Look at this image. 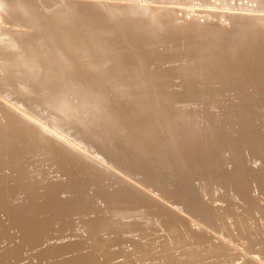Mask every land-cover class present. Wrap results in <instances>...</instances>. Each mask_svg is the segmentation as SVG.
<instances>
[{
    "label": "bare ground",
    "instance_id": "6f19581e",
    "mask_svg": "<svg viewBox=\"0 0 264 264\" xmlns=\"http://www.w3.org/2000/svg\"><path fill=\"white\" fill-rule=\"evenodd\" d=\"M133 1H135L134 3H133ZM133 1H125V0H0V25L1 24H7V25H10V27H12V26H15V27H19V28H17L18 30L16 31L17 33L19 32L20 33V40L19 39H16L17 37L15 36V38L13 37V36H11L10 34H9V32H10V30H9V32H7V34L6 33H3L4 31H2V33L3 34H0V48H1V50H0V200H2V202L3 201H6V200H8V199H11V198H13L14 196H16L17 198L18 197H20L21 195H20V193H22V194H29V195H27V196H29V197H39L40 198V196L41 195H45V194H48V196L49 195H53V196H51V197H48L45 201H44V203L45 204H48L49 206H47L46 207V205H45V209H44V207L42 208V206L40 205V204H33V206H31V204H30V206L31 207H29L28 209H27V206L24 208V209H26L27 210V212L28 213H36V212H40L41 213V216H42V218H44L45 217V219H43V220H36L35 218L36 217H38V216H40V215H38V216H33V217H31V218H28L27 217V214L24 216V217H27L28 218V220L26 219V218H24V219H26V220H24V221H27V222H22L21 220H22V218H21V222H19V224L21 225L20 227H24L22 230H21V232H24L23 230H26V231H30L31 233H29V232H27V234L29 233V234H32V233H35V234H33V236L35 237V238H38V239H44V241L45 242H47V240L48 239H52L53 237L52 236H54V238L56 237V240H57V238L58 237H60L59 236V234H63L65 231H66V228H65V231H63V233H62V230L58 227V231H59V229L61 230V231H59V234L57 235V230H56V228H57V223L59 224V226L60 225H62V229L64 230V227L63 226H68V224L70 225L71 224V222L69 221L68 222V224L65 222L66 220H60V218L62 217V216H64V215H62L61 214V206L59 205V204H61V203H59L58 202V199L59 198H57L56 196H54V195H57V191H56V189L55 188H53V189H51V191H45V192H43V190L41 189L40 190V188H42L43 186L42 185H44V184H42L41 186H39L40 188L39 189H37V191L36 190H34V189H36L35 187H31V188H29V185L31 184V180H29V182H30V184H29V182H28V184H27V179H26V184L24 183V182H22L23 183V185L25 184V185H27L28 186V189L26 190L25 188H23V186H22V184L20 183V180L19 181H17L16 180V178L15 177H12V175L8 172V167H11V166H13V165H11V164H13L14 163V165H15V162L14 161H17L18 160V158H20L21 156H22V154H19L18 153V151L17 150H15L14 149V147H17V146H15V144H17V140H18V142H20L21 141V143H26V136L24 137V135H21L20 134V136L17 138V139H15L14 138V136H13V134H10V132H9V130H8V128H6V126L4 127V124H6V125H11V126H14V123L17 121V123H20V124H22V125H24V126H27L28 127V129L29 128H31L32 129V131H31V134L33 135L34 134V136H37L36 134H39L41 137H42V139H44L43 140V142H39V143H37V142H35V143H37V144H39L40 146L38 147V146H36V145H33V144H31V142H27L25 145L26 146H28L27 148H23L22 149V152H24V151H30V152H32V153H38L39 155H40V157L43 159V160H45V161H48L49 163H50V165H53V164H56L57 162L55 161V163L53 162L54 160H58V162H61L62 163V165H64V166H66V173L65 174H67L68 175V177L70 176L71 178H73L74 179V175H77V177L76 178H78V179H76L75 181L76 182H78V180H80V178H81V176H85V174L87 173V169H90V171L91 170H93L94 172L96 171V173H101L102 175L104 174V175H106V177H108V179H109V182L111 181L112 183H115V184H119V183H121V185H122V188L123 189H121L120 191L117 189V188H119L118 187V185H117V187H116V191H119V192H121L122 190H124V191H122V193L121 194H116V193H118V192H116L115 193V191H114V194L118 197V196H123L124 197V199H127L126 197H130L131 198V196L134 198L133 200H132V202L133 201H135V200H137L138 202H142L143 204L145 203V204H147V205H150L149 207H154V208H156V209H158V210H160V208L163 206V205H165L166 206V210H167V207H169L168 208V211H170V205H172V203L169 205V204H167V205H169V206H167L165 203L166 202H164V204H162L160 201L161 200H159V197L161 196H159V192H157V191H159V189H162V191H163V193H164V190L163 189H166L167 191H168V193L169 192H171L173 195H175V197H177V198H179V199H182L183 200V198L184 199H186V200H190V199H188V197H191V194L190 193H193L192 192V190H193V188H195V186L196 185H194L193 183V187L191 186V184H189V182H190V178H189V180H187L186 178V181H184V180H182V179H180L182 176L184 177L185 175H187V169L188 168H186L185 169V171H186V174H183L182 176H180V178L178 179V177H179V175H181V172H177V174L178 173H180L179 175H177L176 173H173L174 175H170V174H168L169 172H171V170H173L174 172H176L175 171V169H173V168H175L176 166H174V165H176V162L174 163V165H173V168L172 169H170L169 171H167L166 169H163L162 167H164L165 165L163 164L164 162L163 161H165L166 159H168L169 158V155H168V153H170V152H166L167 153V155H165V154H162V151L165 149V148H167L166 147V145L169 143V140H168V143L166 142V145L165 146H161L162 145V143H160V141H162L163 142V139L162 140H160V141H158L160 144V146L162 147V151L160 152V151H158V153L160 152L162 155H165V156H168V158H166L165 156H164V158H162V156H160L159 154H157V156L159 155L160 157V162H163V163H157L158 162V159H157V156H155V159L157 160H154V161H150V163L151 162H153V164H154V162L155 163H157V164H163V166H161V170H159L160 168L158 167V166H160V165H158L157 166V168H159V169H157V168H153V170L151 169V171L152 172H154V171H157V170H159V171H157L156 173H152V174H148L147 176H145L144 178H145V180H143V179H140V178H137L136 177V175H131V174H133L132 172H135V174L137 173L138 175H140L139 174V171H140V169L144 172V170L143 169H145V168H147V165L149 164V162H147L148 164L147 165H145L146 164V161L148 160V159H146V161H142V159H139V158H134V156L137 154H142L143 152L145 153V152H147V153H150V151L151 152H153L154 151V149H151V150H148V149H146V151H143L144 149H145V147H143V149L141 150V148L140 147H142V146H140L141 145V142L142 141H144L143 139L141 140V139H139V141L141 140V142L139 143V146L138 147H136L135 145L138 143L137 142V140L138 139H136L138 136H139V133H143V134H141V137L140 138H142V137H145V138H147L148 136H147V132H146V136H144V132H143V129H145V127L144 128H142L141 129V132H132V131H129V128H128V126H126L127 128L126 129H128L127 130V133H129V134H131V132L133 133L132 135H137V137L136 138H134V137H132V140H129V139H127V141H126V138H125V126H123L124 127V132H120L121 134L123 133V135H125V136H123V137H121V139H120V135L121 134H119V133H115V135H117V136H119V140H118V142L120 141V140H122V138H124L125 140H123L122 142H125V143H127L128 142V140L129 141H131V145H134V144H132V142H133V138H134V141H135V139H136V141H135V150L134 151H136L135 152V154L134 155H132V156H130L131 154H132V152H134V151H132L133 149H132V147H131V150H130V152H131V154L129 155V153H122V151H124V149H123V147L125 148V152H129V150H127L126 149V144L124 143V144H122L121 146H120V144L118 145L117 143H116V141L114 142L115 144H111V141H109L110 140V138H111V140H113V138L115 137V136H112V133L113 132H111L110 133V135L108 134V136L110 137L108 140L106 139V134L104 133L105 131H103V129H104V125L105 124H101L103 127V129L101 130L100 128H99V123H101L100 122V120L102 119V118H104V117H102L101 116V119H99L100 117L96 114L97 113V111H100V108L99 107H97L96 105H95V103L94 102H92V103H94V104H92V103H90V102H88V100L89 99H87L86 98V100L83 98V96L81 95V94H79L80 92H81V88H83L84 86H82V84H79V86L81 85L82 87L80 88L79 87V95H81L82 96V98L85 100V103L86 102H88L87 104H86V107L85 106H83V104L81 105V106H83V107H85V109H86V112L85 113H87V114H83V117H80V115L82 114V112H81V114L79 115V112L80 111H78V109L76 110V109H73V108H77V106H72V104L71 103H69V105H70V107L72 106L73 108V110L70 112V111H68L69 113H67V110H66V108H69V107H66V105H68L67 103H68V101H70V100H72V103H73V99L74 98H76L77 97V95L74 97L73 95L74 94H72L71 95V93H73V92H71L72 91V89H74V88H72V87H75V85H73V83H72V87H71V85L70 84H67V85H69V88L71 87L72 89L69 91V92H71L69 95H71V97H70V99L68 100V98H67V96H66V98H67V100H66V98L64 97V95H65V93H66V91H65V93H63L64 92V90H66L67 88H68V86L66 87V86H64V89H63V92H62V90H59V87H60V85L59 86H54V87H52L51 85H50V82H51V80L49 81V79H51V77L53 76V75H51L53 72H58L57 73V75H55L54 74V76H53V78L55 79H57V83L58 82H60V81H63L64 80V82L63 83H65V80L67 79L66 78V76H67V73L69 72V74H70V70H73V68L70 66V68L71 69H69V67H68V69H66V71L64 70L65 69V64H66V61H69V59L70 58H67V56L69 57V55L70 54H68V52L67 53H65L64 51V49H67L68 50V47H69V45H67L66 44V40L65 39H67L66 38V35H65V33H64V29H65V24H66V22H68V20L69 19H71L72 17H74L75 18V20L76 21H78L80 24H78V26L79 27H83V29L82 30H85V28L87 27L88 29H90L89 31L91 32V38H90V40L92 41V43H94L95 45L94 46H96L94 49H95V54H96V52L97 51H100V56H102L101 58L99 57V56H94V58L95 59H91V58H93V57H90L88 54H89V52L87 51V48H88V45L85 47L86 49H83L82 48V52H83V54L84 55H88L89 57H90V59L92 60H88L89 59V57H88V61H89V64H91V66H93L92 68L94 69V70H92V71H94L96 74H95V78L92 76V78H94V79H96V81H97V86L99 85L100 87H105V89L106 88H108V91H109V94H110V90L112 91L111 93H113L114 92V94H117V93H120L121 94V92H126V93H123L122 95H120V97L121 96H123L124 94H126V98L128 97V96H130V95H127V93L129 94V93H133V94H131L133 97L134 96H136L137 95V97H139V99L137 100V97H136V99H134L132 96V98H130V99H126V101H124L125 100V98H124V100H120L119 98H117V100H116V98L114 99L115 100V103L113 102L112 104H110V100L107 102L106 100L105 101H103L104 99V97H102L103 95H101L102 93H94V94H98V95H101V97H97V99L98 98H102L101 100V104L103 105L104 103H102V102H107V103H109L108 105L110 106V105H112L114 108H116L117 109V111H118V109H120V110H122L123 108H122V106H124V108L125 109H123L125 112L128 110V108H130V107H134L135 108V106H138V105H143L144 106V104L142 103V102H140V95H147L146 93H148V92H151L152 90L151 89H154V90H156L157 92H158V90L157 89H165L164 87V85H167V83L166 84H164L163 85V87H162V85H161V83L159 84V85H153V82H155L154 81V78H153V80L152 79H150V77H157V78H161V76H164V74H168V75H179V77H181V79L183 80V83H185L184 81H186V79H187V81H188V78H189V82H193V83H195V82H198L197 81V79L199 78V77H197V79L195 78L196 76H198L199 74H195V77L194 78H191V77H193V76H191L190 75V72L192 71V68H196L195 66L197 65V67L199 66V67H203V68H205V69H202V68H196L197 69V71L200 73V71H202V70H206V69H208L207 71H208V74H209V68H210V70L211 69H213L214 71H216V70H220L221 68H222V66L224 65H226L225 67H227L228 68V66H227V64L228 65H230L229 64V62L228 63H226L225 64V61L226 60H229V61H232V63H231V65L233 64L234 65V63H236L235 61H238V63L239 64H241V66H239L240 67V69H244V67H243V63H244V65L245 66H247V67H249L250 69H252L254 72H252L254 75H256L257 76V78H258V80H259V78H260V80H259V82L261 81V80H263L261 77L263 76L264 77V0H133ZM133 4H132V3ZM68 8H71V11H72V8L74 9V10H76V12L74 11H72L73 13H71L70 11H66V10H68ZM241 8H245L246 10H238V9H241ZM187 10H192V13H193V10L196 12V14H192V15H189V13L191 14V12H187ZM40 12V13H39ZM70 12V13H69ZM198 13H200V14H198ZM216 16H219L220 18H217ZM72 21H74L73 19H72ZM115 21H117V22H115ZM210 21H213L214 22V25H208V22H210ZM75 22V21H74ZM200 23H205V24H200ZM43 24V25H42ZM75 24V23H74ZM12 25V26H11ZM6 26V25H5ZM76 26V25H75ZM8 27V26H7ZM240 27H242V28H240ZM238 28H240V29H242V30H239ZM2 29V28H1ZM10 29V28H9ZM30 29H32V30H30ZM35 29V31H33ZM67 29H69V28H67ZM71 29V28H70ZM5 30H7V29H5ZM81 30V29H80ZM80 30L78 31V32H80ZM13 31V30H12ZM30 31H33V33L32 32H30ZM66 31V30H65ZM69 31V30H68ZM6 32V31H5ZM14 32V31H13ZM82 32V31H81ZM0 33H1V31H0ZM69 33H70V31H69ZM73 34V33H72ZM68 35V34H67ZM18 36V37H19ZM70 36V35H69ZM35 37V38H34ZM68 37V36H67ZM80 37V38H79ZM76 40H79V41H82V43H84L83 41H85L84 40V38H83V35H81L80 33H79V35H77L76 37ZM22 39V40H21ZM19 40V41H18ZM64 40H65V42H64ZM23 41V42H22ZM25 41V42H24ZM75 41V40H74ZM41 42V43H40ZM64 43H65V45H67V48H66V46L64 45ZM76 44V43H75ZM74 43H73V45L71 46V47H74V45H75ZM70 45H71V43H70ZM79 45V44H78ZM77 44H76V46H78ZM86 45V44H85ZM81 47H82V45H80ZM92 46V45H91ZM70 47V48H71ZM90 47V46H89ZM92 48V47H91ZM76 49V48H75ZM79 49V48H78ZM70 51L72 50V49H69ZM81 50V49H80ZM88 50H89V48H88ZM92 50H93V48H92ZM86 51H87V53H86ZM74 52H76V50L74 51ZM81 52V51H80ZM67 55H65V54ZM86 53V54H85ZM91 53V52H90ZM262 53V54H261ZM72 54V53H71ZM75 54V53H74ZM92 54V53H91ZM87 55L85 56V58H87ZM72 56V55H71ZM74 56V58H73V60L75 59V55H73ZM72 56V57H73ZM177 56V57H176ZM77 57V59L79 58V55L78 56H76ZM82 57V56H81ZM177 59H176V58ZM83 58H84V56H83ZM83 58H82V61H83ZM84 58V61L86 60ZM19 60H23V61H25V62H19ZM79 60V59H78ZM170 60H173V62H169ZM87 61V62H88ZM91 61V62H90ZM233 61H234V63H233ZM241 61V62H240ZM18 62H19V64H20V66L19 65H17L18 64ZM78 62H81V61H78ZM87 62H85V63H87ZM15 63H17V64H15ZM21 63H23V64H21ZM25 63V64H24ZM84 63V62H83ZM85 63H84V65H85ZM17 65V69L15 68L16 66L15 65ZM68 64V63H67ZM81 64H82V62H81ZM88 64V65H89ZM238 64V65H239ZM21 65H22V68H23V70L21 69ZM25 67H27V68H25L24 69V66ZM230 65V67H229V69H228V72H229V70L231 71L232 69H234L235 67V65H236V67L238 68V66H237V64H235L233 67L234 68H232V66ZM18 66H19V68H18ZM66 66H68V65H66ZM75 66V65H74ZM78 67L80 66V65H77ZM76 66V67H77ZM88 67V66H87ZM86 67V68H87ZM246 67V70L248 69ZM67 68V67H66ZM79 68H81V67H79ZM91 68V67H90ZM91 68V69H92ZM226 68V69H227ZM231 68V69H230ZM82 69H83V67H82ZM191 69V70H190ZM195 69V70H196ZM224 69V68H223ZM250 69H249V71H250ZM16 70H18V71H16ZM20 70H22V72L23 73H21V71ZM74 70H75V68H74ZM73 70V71H74ZM88 70V69H87ZM194 70V69H193ZM234 70H236V69H234ZM251 70V71H252ZM29 71H31V73L29 72ZM77 71V70H76ZM79 71V70H78ZM196 71V72H197ZM220 71H222V69L220 70ZM219 71V72H220ZM224 71V70H223ZM227 71V70H226ZM240 71V70H239ZM239 71H236L237 72V74H238V72ZM248 71V70H247ZM251 71H250V74L249 75H252V73H251ZM67 72V73H66ZM75 72V71H74ZM80 72V71H79ZM193 72V71H192ZM195 72V73H196ZM203 72V71H202ZM201 72V76H200V79L202 78V76L203 75H205V72H203L202 73ZM219 72H217V73H219ZM236 72H234L235 73V76H237L238 77V75H236ZM241 72V71H240ZM239 72V73H240ZM244 72V70L242 71V73ZM30 73V74H29ZM85 73V72H84ZM211 73V72H210ZM223 73V72H222ZM24 74V75H23ZM50 74V75H49ZM160 74V75H159ZM212 74H214V72L213 73H211V74H209L210 76L212 75ZM227 75L226 76H229V78L230 79H228V80H230V84H228V81H227V84L228 85H226V88L227 89H229V91H227V92H231V94L230 93H228L229 95H230V97H232L233 96V94H232V92L234 93L235 92V89H236V87H235V89H234V86L237 84V83H235V82H239L238 80H240L241 81V79H243V80H247L248 81V79H245L246 78V76L248 75H246V74H244L245 75V78H235V79H233V80H231V74H232V71H231V74H228V73H226ZM74 75V74H73ZM82 75V74H81ZM209 75H206L207 77L209 76ZM217 76L219 75V74H216ZM215 75V76H216ZM221 75V74H220ZM223 76H225L224 75V73L222 74ZM221 75V76H222ZM248 75V76H249ZM253 75V76H254ZM173 76H171V78H173ZM205 76V77H206ZM209 76V78L208 79H210L211 77ZM213 76V75H212ZM214 76V79L216 78L217 79V81H218V78H219V76L218 77H215ZM223 76L221 77L222 79H226L227 77H224L223 78ZM243 75H240V77H242ZM247 76V77H248ZM253 76H251V77H253ZM72 77V76H71ZM88 77V76H87ZM165 77V76H164ZM178 77V78H179ZM232 77H234L233 76V74H232ZM250 77V76H249ZM250 77V78H251ZM66 78V79H65ZM69 78V77H68ZM78 78V77H77ZM84 78V77H83ZM89 78H90V76H89ZM156 78V79H157ZM163 78V77H162ZM165 78H167V77H165ZM161 79L162 80V82H165L168 78H170V77H168L167 79ZM171 78L170 79H168V80H170L171 81ZM178 78H177V81H179L180 80V78H179V80H178ZM192 80H191V79ZM220 78V79H221ZM253 78H255V76L253 77ZM256 78V79H257ZM76 79V78H75ZM75 79H74V81H75ZM185 79V80H184ZM196 79V80H195ZM199 79V80H200ZM202 79H204V78H202ZM201 79V80H202ZM207 79V78H206ZM206 79H204V81L201 83V85L202 84H204V83H206V82H208L209 84H211V82H209L208 80L205 82V80ZM213 79V80H214ZM221 79V81H223ZM73 80V79H72ZM87 81H89L90 79H86ZM86 80H83L82 81V78H81V82H84L85 84H87V83H89V82H92V81H89V82H87L86 83ZM158 80V79H157ZM164 80V81H163ZM173 80V79H172ZM193 80H195V82L193 81ZM212 80V79H211ZM210 80V81H211ZM227 80V79H226ZM242 80V81H243ZM255 80V79H254ZM254 80H249V81H254ZM67 81V80H66ZM69 81H71L70 79H69ZM174 81V80H173ZM175 81H176V79H175ZM176 81V82H177ZM186 81V82H187ZM215 82H214V85H215V83H217L216 82V80H214ZM220 81V80H219ZM244 81V83H246ZM54 82V84H55V81H53ZM167 82V81H166ZM169 82V81H168ZM175 82V83H176ZM191 82V84H193ZM213 82V81H212ZM252 82L250 83L251 85H252ZM256 82H258L257 80H256ZM264 82V81H263ZM52 83V82H51ZM69 83V82H68ZM157 83V82H156ZM155 83V84H156ZM159 83V82H158ZM182 83V82H181ZM188 83V82H187ZM200 83V82H199ZM207 83V84H208ZM220 83V82H219ZM219 83H217L216 85H217V87L219 88V86H218V84ZM222 83H224V81L222 82ZM222 83L221 84H219L220 86H223L222 85ZM240 83V82H239ZM238 83V84H239ZM248 83V82H247ZM254 83V82H253ZM261 83V85L260 86H262V88H263V90H264V87H263V83L262 82H260ZM60 84V83H59ZM173 84V83H172ZM177 84V83H176ZM176 84H174V85H176ZM198 84V83H197ZM207 84H204V85H206L207 86ZM256 84V83H255ZM254 84V85H255ZM53 85V84H52ZM57 85V84H56ZM62 85H65V84H62ZM61 85V86H62ZM89 85V84H88ZM91 85V84H90ZM169 85H170V83H169ZM183 85V84H182ZM180 85L181 87V89H182V87L183 86H186V84L185 85ZM188 85V87H189V90H188V92H186L185 90H184V92H182L184 95H187V96H189L188 94H189V92H191L190 91V89H194V88H196V87H194V85L196 86V84H193V86H190V84L188 83L187 84ZM214 85H213V83H212V85H210V86H213V88H214ZM216 85H215V87H216ZM244 85H246V84H244ZM244 85H243V87H244ZM96 86V87H97ZM176 86H178L179 87V84H177ZM206 86L204 87V86H202V87H204V89H203V91L205 92V89H206ZM210 86L208 87L209 89H210ZM240 86V85H239ZM238 86V87H239ZM249 86V85H248ZM248 86H247V88L246 89H248ZM260 86H259V89H260ZM65 87H66V89H65ZM78 87V84H76V88ZM89 87H92V86H89ZM95 87V88H96ZM100 87H99V89H98V87L96 88V89H98V90H100L101 91V89H100ZM169 87V86H168ZM171 87V86H170ZM187 87V88H188ZM200 87V86H199ZM196 88L195 90H197V89H200V88ZM237 87V88H238ZM253 87H255V86H253ZM257 88H258V83H257V86H256ZM62 88H63V86H62ZM86 88V87H85ZM85 88H84V91L86 92L87 90H85ZM93 88V87H92ZM94 88V89H95ZM174 88H175V86H174ZM183 88H185V89H187L186 87H183ZM206 89V91L207 90H209V89ZM212 88V87H211ZM212 88V89H213ZM218 88H217V90H218ZM221 88V87H220ZM226 88H222L221 90H226ZM251 88H252V86H251ZM261 88V89H262ZM53 89H55V90H53ZM61 89V88H60ZM168 89V88H167ZM167 89H166V91H167ZM173 89V88H172ZM172 89H170V91H172ZM179 89V88H178ZM178 89H176L177 91H178ZM239 89H242V88H240L239 87ZM243 89H245V87L243 88ZM254 89V88H253ZM261 89H260V91H261ZM69 89H67V91H68ZM75 91H77V89H74ZM91 90L92 89H90L89 90V92H91ZM169 90V89H168ZM220 90V91H221ZM234 90V91H233ZM237 90V89H236ZM249 90H251V91H256V89L255 90H252V89H248V91ZM84 91H82V93L84 92ZM104 90H103V88H102V91L101 92H103ZM106 91V90H105ZM104 91V92H105ZM107 91V92H108ZM162 91H164V90H162ZM169 91V92H170ZM174 92H177V91H175V90H173ZM181 91H183V89L181 90ZM180 91V92H181ZM202 91V92H203ZM210 91H212V90H210ZM209 91V92H210ZM219 91V90H218ZM237 91H240V90H237ZM257 91H258V89H257ZM17 92V93H16ZM19 92V93H18ZM106 92V93H107ZM173 92V93H174ZM179 92V93H180ZM204 92L201 94V95H203L204 94ZM214 92L216 93L217 91L214 89ZM222 92V91H221ZM226 92V91H225ZM152 93V92H151ZM159 93H160V90H159ZM172 93V94H173ZM178 93V92H177ZM192 94L194 93V91H192L191 92ZM199 93H201V89H200V92ZM198 93V94H199ZM206 93H208V91L206 92ZM214 93V94H215ZM222 93H224V91L222 92ZM241 93V92H240ZM257 93V92H256ZM258 93H259V91H258ZM257 93V94H258ZM261 93V92H260ZM66 94H68V93H66ZM84 95H85V93H83ZM87 94L89 95V94H91V93H88L87 92ZM108 94V93H107ZM113 94V95H114ZM139 94V95H138ZM157 94V93H156ZM165 94H168L167 92L165 93ZM194 94H196V93H194ZM209 94V93H208ZM210 94H212V95H214L212 92L210 93ZM209 94V96H208V98L207 99H205V97L204 96H200L199 98L200 99H202L201 97H203L204 98V100H208V102H211V100H209L210 98L209 97H211L212 95H210ZM219 94V93H218ZM217 94V96H219ZM225 94V93H224ZM239 94V93H238ZM261 94H264V92L263 93H261ZM261 94H258V95H261ZM79 95H78V97H79ZM106 94H104V96H105ZM118 95V94H117ZM151 95V94H150ZM149 95V96H150ZM157 95H159V94H157ZM164 95V94H163ZM171 95V94H170ZM197 95V94H196ZM232 95V96H231ZM73 96V97H72ZM81 96H80V98H79V100L80 101H82L81 99ZM91 96V95H90ZM107 96V95H106ZM110 96H111V94H110ZM148 96V95H147ZM152 96H153V94H152ZM161 97H162V94L160 95ZM173 96H174V94H173ZM173 96L171 97V98H173ZM180 96H182L181 94H180ZM193 96H195V95H193ZM239 96H240V94H239ZM238 96V97H239ZM255 96V97H254ZM262 97L264 96V95H261ZM69 97V96H68ZM87 97V96H86ZM94 97V96H93ZM156 97V96H155ZM170 97L168 98L169 100H172V99H170ZM177 97H178V94H177ZM191 97V96H190ZM198 97V96H197ZM220 97H221V99H227V97H228V95H227V97L225 98V97H223L222 95H220ZM220 97H219V100H220ZM229 97V98H230ZM233 97H235V95L233 96ZM237 97V98H238ZM242 97V94H241V96L239 97V100H240V98ZM246 97V95H244V98ZM262 97H260V98H262ZM88 98H90V97H88ZM106 98V97H105ZM107 98H109V97H107ZM106 98V99H107ZM112 98H114V97H112ZM122 98V99H123ZM144 98V97H143ZM142 98V99H143ZM145 98H147V97H145ZM144 98V99H145ZM152 98V97H151ZM157 98H158V96H157ZM164 98H166V96H164ZM188 98V97H187ZM194 98H196V97H194ZM194 98H193V100H194ZM213 98H214V100H212V101H214L215 102V99H218V98H216V97H214L213 96ZM212 98V99H213ZM228 98V99H229ZM236 97H235V99H237ZM246 98H248V97H246ZM250 98H251V96H250ZM253 98L254 99H258L259 98V96H258V98L256 97V95H253ZM4 99V100H3ZM77 99V98H76ZM94 98H92L91 99V101L93 100ZM97 99H94L95 100V102H98V103H100L99 101H100V99H98V101H97ZM110 99H111V97H110ZM133 99V100H132ZM143 99V100H144ZM160 99V98H159ZM163 99V98H162ZM162 99H160L161 101H163ZM191 99V98H190ZM231 99H233V98H231ZM78 100V99H77ZM142 100V101H143ZM160 100H158V101H160ZM165 100H167V99H165ZM203 99H202V103H203V101H204ZM238 99H237V101H239ZM243 99H241V101H242ZM246 99H244V101H245ZM248 100H249V98H248ZM263 100H264V98H263ZM80 101H76L77 102V104L80 102ZM90 101V100H89ZM113 100L111 99V102H112ZM146 101V100H145ZM148 101V100H147ZM156 101V100H155ZM157 101V102H158ZM229 101V100H228ZM228 101H227V103H228ZM235 101V100H234ZM233 101V102H234ZM243 101V102H244ZM255 102H256V100H254ZM154 102V101H153ZM168 102V101H167ZM171 102V101H170ZM188 101H186V103H187ZM196 102H198V101H195L194 103H196ZM199 102H201V101H199ZM216 102H220V104H221V100L220 101H216ZM216 102H215V104L214 103H212L213 104V106H215V105H217L218 106V104H216ZM232 101H229V104L232 106H230L231 108H235L236 107V105H237V103H236V105H234L235 104V102H234V106L232 105V103H233ZM248 102V101H247ZM254 102V105L257 103H260L259 101H257L256 103ZM261 102H262V100H261ZM80 103H83V101L82 102H80ZM80 103H79V105L78 106H80ZM145 103V105L147 104L146 102H144ZM149 103V102H148ZM151 103V102H150ZM159 103V102H158ZM162 103V102H161ZM165 103V102H164ZM172 103V102H171ZM175 103H176V101H175ZM184 103V102H183ZM186 103H184V104H186ZM193 103V102H192ZM191 103V104H192ZM207 103V102H206ZM239 103V102H238ZM242 103V102H241ZM240 103V104H241ZM244 103H246V102H244ZM264 103V102H263ZM115 104V105H114ZM168 104V103H167ZM179 104V103H178ZM199 104V103H198ZM197 104V106L198 107H196V108H199V106H201V104L200 105H198ZM209 104H211V103H209ZM225 104V106L227 107V108H229L228 106H229V104L227 105L226 104V102L224 103ZM243 104V103H242ZM241 104V105H242ZM248 104H249V102H248ZM251 104V103H250ZM261 104V103H260ZM68 105V106H69ZM74 105H76L75 103H74ZM142 105H141V107H142ZM148 105V104H147ZM146 105V106H147ZM152 105H153V103H152ZM162 105V104H161ZM168 105H170V104H168ZM175 105V104H174ZM182 105V104H181ZM193 105V104H192ZM241 105H237L238 107L240 106V108H241ZM244 106L245 105H247V103L246 104H243ZM252 105V104H251ZM262 105H264V104H262ZM262 105H259L258 106V108L261 106L262 107ZM98 106H101V105H99L98 104ZM109 106L108 107H106V109H105V111L103 112V114L105 113V114H107L106 113V110H110V109H107V108H109ZM112 106H110V108H111V111L113 110L112 108ZM116 106H119V107H121V108H119V107H116ZM180 106V105H179ZM186 106H188V105H186ZM209 106V105H208ZM211 106V105H210ZM209 106V107H210ZM213 106H212V109L211 108H207V109H211V111H216V112H218L219 111V109H218V107L220 106L221 107V105H219L218 107L217 106H215V107H217V109L218 110H214V108H213ZM222 106H223V104H222ZM82 107V110L84 109ZM126 107H127V110H126ZM150 107H152L151 109H154V107L153 106H151L150 105ZM149 107V108H150ZM155 107H156V105H155ZM158 107H160V105L158 106ZM184 107H185V105H184ZM191 107V106H190ZM194 107V106H193ZM204 107V106H203ZM243 107V106H242ZM264 107V106H263ZM81 108V107H80ZM79 108V109H80ZM101 108H103V110H104V108H105V104H104V107H102L101 106ZM139 108H140V106H139ZM139 108H137L136 107V109L137 110H139ZM144 108V107H143ZM148 108V109H149ZM179 108V107H178ZM181 108H182V106H181ZM192 108V107H191ZM205 108V107H204ZM226 108V109H227ZM239 108V109H240ZM247 108V107H246ZM249 108V107H248ZM248 108L246 109L247 111L245 112L246 113V115H247V117L248 118H253L254 116L253 115H251V111L254 113V111L253 110H251L250 108V111L248 110ZM256 108H257V105H256ZM71 109V108H70ZM116 109H114L113 111H115ZM131 109V108H130ZM142 109V108H141ZM157 109H159V108H157L156 107V110L155 111H157ZM170 109V108H169ZM172 109V108H171ZM200 109H203V108H200ZM222 109V108H221ZM220 109V110H221ZM223 109H225V107L223 108ZM230 109V108H229ZM238 109V108H237ZM239 109H238V111H236L237 112V114L239 113ZM245 109V108H244ZM244 109H243V112H244ZM81 110V109H80ZM120 110L118 111V112H120ZM133 110V109H132ZM143 111H146V110H144V109H142ZM154 110H153V112H154ZM162 110H163V108H162ZM164 110H165V105H164ZM177 110V109H176ZM186 110V109H185ZM194 110H195V108H194ZM206 110V109H205ZM228 110V109H227ZM227 110H222V111H226V113H227ZM233 110V109H232ZM231 109L229 110L230 112L232 111ZM85 111V110H84ZM124 111L122 112V113H124ZM129 111H131V110H129ZM139 111H141V110H139ZM150 110H147V113L149 112ZM159 111H160V113L161 112H165V111H161V107H160V109H159ZM178 111V110H177ZM189 111V110H188ZM199 111V110H198ZM197 111V112H198ZM201 111V110H200ZM207 111V110H206ZM221 111V112H222ZM228 111V113H230ZM234 111H235V109H234ZM232 112V113H230V114H232L233 115V113H235V112ZM100 112H102V111H100ZM116 112V111H115ZM118 112H117V114H118ZM120 112V114H118L120 117L122 116V117H124V119H123V122H124V120L126 121V119H125V116L124 115H122V113ZM128 112V111H127ZM138 111H135V113L136 114H138L137 113ZM142 112V111H141ZM158 112V111H157ZM174 112V111H173ZM180 112H181V110L180 111H178V113L180 114ZM183 112V111H182ZM196 112V113H197ZM209 112V111H208ZM220 112V111H219ZM249 112V114L251 115H249V114H247ZM109 113V115H108V118H106V119H108V120H111V119H109V117H112V114L114 113H110V111L108 112ZM133 113V112H132ZM135 113H133V114H135ZM140 113V112H139ZM147 113H145L146 115L145 116H147L148 114ZM150 113H152V112H149V114ZM155 113V112H154ZM163 113L162 114H160L161 116L163 115ZM166 113V112H165ZM177 113V112H176ZM195 113V114H196ZM203 113V112H202ZM202 113H200V115L202 114ZM207 112H205V114H206ZM242 113V112H241ZM240 113V114H241ZM102 114V113H101ZM105 114L103 115V116H105ZM110 114H111V116H110ZM128 113H126V115H127ZM141 114H144V113H141ZM158 113H155V115H157ZM168 114V113H167ZM173 114V113H172ZM194 114V113H193ZM204 114V115H205ZM212 114V113H211ZM219 114V113H218ZM218 114H216V115H218ZM224 114V113H223ZM222 114V115H223ZM236 114V113H235ZM92 115H94V116H92ZM118 115H116L117 117H118ZM150 115H152V114H150ZM149 115V116H150ZM175 115V114H174ZM197 115V117L199 116V113H197L196 114ZM203 115V116H204ZM214 114H212L211 116H213ZM216 115H214V116H216ZM225 115V118L224 119H226L227 117V115H229V114H224ZM224 115H223V117H224ZM232 115L230 116V118L232 117ZM249 115V116H248ZM82 116V115H81ZM88 116H90V117H88ZM136 116V115H135ZM134 116V117H135ZM140 116H142V115H140ZM161 116H159V117H161ZM164 116V115H163ZM165 116H167V115H165ZM170 116V115H169ZM185 116V115H184ZM209 116H210V114H209ZM210 116V117H211ZM213 116V117H214ZM234 116H237V115H234ZM240 116V115H239ZM239 116H237V117H239ZM253 116V117H252ZM264 116V115H263ZM262 115H261V117H263ZM107 117V116H106ZM114 117V116H113ZM116 117V118H117ZM120 117H118L119 119H121ZM128 117H129V115H128ZM130 117H133L132 116V114L130 113ZM133 117V118H134ZM138 117H139V114H138ZM143 118H145L144 116H142ZM141 117V118H142ZM150 117H152V116H150ZM153 117H154V115H153ZM152 117V118H153ZM187 117V116H186ZM189 117V116H188ZM201 117V116H200ZM199 117V118H200ZM209 117V119H211ZM221 117V116H220ZM219 116H218V118H220ZM223 117L221 118L222 120H224L223 119ZM229 117V116H228ZM242 117V119L241 120H243V115L241 116ZM257 116H255V118H256ZM260 117V118H261ZM115 118V117H114ZM127 118V117H126ZM133 118H132V121H133ZM140 118V119H141ZM142 118V119H143ZM148 119H150L149 117H147ZM172 118H173V116H172ZM171 118V119H172ZM195 118V117H194ZM199 118H198V120H199ZM206 118H207V116H206ZM214 118H216V117H214ZM233 118V117H232ZM231 118V119H232ZM235 118V117H234ZM246 118V117H245ZM105 119V118H104ZM106 119L105 120H103V121H105V122H103V123H106ZM131 119V118H130ZM139 119V120H140ZM154 119V118H153ZM156 119V118H155ZM159 119H161V118H159ZM170 119V118H169ZM202 119H205V117L204 118H202ZM208 119V120H209ZM217 119V118H216ZM220 119V120H221ZM239 119V120H240ZM264 119V118H263ZM67 120H71V122L72 121H74V122H76L77 124H79L80 125V127H78L79 129L80 128H82V127H84V126H92L94 129H93V133L91 134V137H89L90 135L88 134L87 135V137H89L90 138V140H93L94 141V143L96 142V144H98V145H100L101 144V146L103 147V149L105 150V148H104V146H108V145H110V147L112 148V152H114V154L112 155V157H111V155H108L107 153H108V151L109 150H111V149H109L108 147L106 148V149H109L108 151H106L105 153L108 155V156H110L109 158L110 159H108V158H106V159H108L107 161H106V165H108V167H110V168H114L115 170H117L116 172H117V174L115 173V171L114 172H112L111 171V169L109 170V168L107 167V166H103V163H102V165L99 163L100 161H98V162H96L94 159H92L91 157H89L87 154H85L84 152H83V150L81 151L80 149H78V148H76L75 147V145L74 144H76V145H78V146H80L81 148H84L85 149V151H87L88 153H89V155L91 154V155H95V156H97V157H100L101 159L104 157V155H103V157H101L100 156V154H99V152L97 153V152H95V151H92L93 150V148L92 149H89V147L88 146H91V145H87V146H85L86 144L81 140H76L75 139V137L77 136H74V138H72L71 137V135H70V133L71 132H69V129L67 130V128H66V126H65V124L67 123ZM78 120H79V122H78ZM81 120V121H80ZM145 120L147 121V119L145 118ZM174 120V119H173ZM190 120H192V119H189V121ZM195 120V119H194ZM197 120V119H196ZM206 120V119H205ZM218 120L219 119H217L216 121H217V125H218V123L220 122H218ZM228 120V119H227ZM234 120V119H233ZM232 120V121H233ZM237 121H238V119H236ZM241 120H240V122H241ZM249 120V119H248ZM262 120V119H261ZM260 120V121H261ZM102 121V120H101ZM120 121V120H119ZM119 121L117 122V121H114V123H112L113 122V120H112V122H110V123H112L111 125L113 126H115L117 123L119 124ZM136 121L138 122V118H136V120H135V122H127L126 123V125H128V123H129V125L130 124H136L137 125V127L136 128H138V124L140 125L139 127H141L142 125L141 124H143V126H146V124L144 125V121H142L141 123L139 122L138 124L136 123ZM145 121V122H146ZM151 121V120H150ZM155 121V120H154ZM166 121V120H165ZM182 121V120H181ZM203 121V120H202ZM213 121H215V120H213ZM215 121V122H216ZM226 120H224V122H225ZM229 121H231V120H229ZM259 120H257V118H256V121L255 122H260ZM263 121V120H262ZM71 122L69 123L68 122V124H71ZM108 122V121H107ZM108 122V123H109ZM115 122H117L116 124H115ZM121 122V121H120ZM149 122V120L146 122L147 124H148V126H149V124H150V122ZM158 122V121H157ZM183 122V121H182ZM187 122V121H186ZM209 124L211 123V121L209 122V121H207ZM207 122H205V123H207ZM228 122V121H227ZM239 122V121H238ZM238 122H237V124H238ZM245 122V121H244ZM247 122V121H246ZM250 122H253V120H250ZM254 122V123H255ZM152 123V122H151ZM156 123V122H155ZM171 123V122H170ZM173 123H174V121H173ZM197 123V122H196ZM199 123L201 124V125H203L202 123H204V121L201 123V121H199ZM223 122L221 121V124H222ZM230 123V122H229ZM229 123H227V124H229ZM232 123H234V124H236L235 123V121L234 122H232ZM253 123V124H254ZM122 124H124V123H122L121 122V125ZM135 124L133 125V126H135ZM154 124V123H153ZM181 124V123H180ZM198 124V123H197ZM212 124V126L214 127V122L213 123H211ZM220 124V125H221ZM226 124V123H225ZM224 123H223V125L226 127H228L229 125H225ZM246 123H244L243 125L245 126V127H247L246 125H245ZM258 125H259V123H257ZM72 126L73 125H76V124H73V122H72V124H71ZM109 125V124H108ZM108 125H107V127H108ZM110 125V126H111ZM121 125H119L118 127H120L121 128ZM152 125V124H151ZM161 124H159V126H160ZM162 125H164V124H162ZM173 125V124H172ZM175 125H176V123H175ZM184 125V124H183ZM232 125V124H231ZM231 125H230V127H231ZM238 125H240V124H238ZM250 125H252V124H250ZM263 125H264V123H263ZM114 126H113V129H110V127H109V129H110V131L111 130H115L116 131V129L118 128L117 126V128H115L114 129ZM132 126V127H133ZM148 126H146V127H148ZM156 126V125H155ZM166 126V125H165ZM177 126H179V125H177ZM192 126V125H191ZM206 127L208 126V125H205ZM211 126V127H212ZM223 126V127H224ZM234 125H232V127H233ZM237 126V125H236ZM236 126H234V127H236ZM241 126H242V124H241ZM244 126H242V127H244ZM248 126H249V122H248ZM254 126V125H253ZM260 126H261V124H260ZM106 127V126H105ZM153 127V126H152ZM169 127H171V126H169ZM193 127H196V125H194ZM193 127H191V128H193ZM201 127V126H200ZM203 127H204V125H203ZM210 127V126H209ZM210 127V130L213 128H211ZM220 127V126H219ZM221 127H222V125H221ZM222 127V129L223 130H225L224 128ZM231 127V128H232ZM242 127H240V128H242ZM250 127V126H249ZM10 128V127H9ZM26 128V127H25ZM69 128V127H68ZM73 127H71L70 129H72ZM74 128H76L77 129V127L76 126H74ZM112 128V127H111ZM118 128L119 130H123V128ZM134 128V127H133ZM135 128V131L136 130H138V129H140V128H138V129H136ZM150 128H151V126H150ZM173 128H174V126H173ZM182 128V127H181ZM185 128H186V126H185ZM191 128H190V130H191ZM229 128V127H228ZM228 128L226 129V130H228ZM79 129H77V130H79ZM86 129V128H85ZM88 129V128H87ZM90 129H92V128H90ZM89 129V130H90ZM106 129H108V128H106ZM106 129H104V130H106ZM108 129V130H109ZM118 129H117V131H118ZM159 129V128H158ZM157 129V130H158ZM166 129H168V128H166ZM175 129H176V126H175ZM202 129V128H201ZM204 129H208L209 130V128H204ZM218 129V128H217ZM221 129V128H220ZM220 129H218V130H220ZM234 129V128H233ZM233 129H231V131H233ZM238 129L239 128H237V130H235V133H236V131H238ZM245 130L246 131V129H248V127L247 128H242V130ZM250 130H251V127L249 128ZM260 129V128H259ZM263 129V128H262ZM261 129V130H262ZM11 130V129H10ZM77 130H75V132L77 131ZM82 130H83V128H82ZM108 130H107V132L106 133H109L108 132ZM130 130H132V129H130ZM134 130V129H133ZM148 129H146V131H147ZM152 130V129H151ZM154 131H155V128L153 129ZM161 130V129H160ZM163 130V129H162ZM169 130V129H168ZM171 130H172V128H171ZM178 130V129H177ZM177 130H175V131H177ZM199 130V129H198ZM214 130H215V127H214ZM223 130H221V131H223ZM226 130H225V132L224 133H222V134H224V135H228L229 136V139L234 135V133H233V135L232 136H230V134H226ZM242 130H240L239 132H243V134H244V130L242 131ZM252 130H254L253 128H252ZM81 131V130H80ZM90 131H92V130H90ZM114 131V132H115ZM150 131V130H149ZM148 131V133H150ZM159 131V130H158ZM158 131H155V132H158ZM174 131V130H173ZM193 131H195L194 129H193ZM230 130H228L227 132H229ZM249 131V130H248ZM258 131V130H257ZM263 131V130H262ZM261 131V132H262ZM25 132H27V131H24V133ZM74 132V133H75ZM82 132H84V131H82ZM82 132H80L79 134H81ZM87 132H89V131H87ZM166 132V131H165ZM179 132H180V130H179ZM178 132V134H180ZM181 132H182V130H181ZM196 132V131H195ZM199 132V131H198ZM208 132V131H207ZM213 132V134H214V132L215 131H212ZM211 132V133H212ZM217 132V131H216ZM219 132V131H218ZM217 132V133H218ZM238 132V134L239 135H241L242 136V133L240 134ZM250 132V131H249ZM252 132H254V131H252ZM251 132V133H252ZM264 132V131H263ZM262 132V133H263ZM13 133V132H12ZM23 133V134H24ZM73 133V132H72ZM71 133V134H72ZM86 133V132H85ZM84 133V134H85ZM103 133L105 134V136L103 135ZM126 133V134H127ZM159 133V132H158ZM157 133V134H158ZM210 133V134H211ZM216 133V134H217ZM221 133V132H220ZM231 133V132H230ZM250 133V134H251ZM259 133V132H258ZM261 133V134H262ZM76 134V133H75ZM74 134V135H75ZM83 133H82V135H84ZM119 134V135H118ZM127 135L126 137L128 138V136H129V138L131 139V135ZM155 134V133H154ZM154 134H148V135H153L154 136ZM156 134V135H157ZM169 134V133H168ZM168 134H166V135H168ZM171 134H172V132H171ZM174 134H176V133H174ZM188 134V133H187ZM191 134V133H190ZM192 134H194V133H192ZM199 135H200V133H198ZM198 134H196V136H195V141L197 142V140H196V137H199V136H197ZM202 134H206V132L205 133H202ZM201 134V135H202ZM209 134V133H208ZM207 134V135H208ZM209 134V135H210ZM216 134H214L215 136H217ZM253 134H256V133H253ZM253 134H251V135H253ZM114 135V134H113ZM143 135V136H142ZM159 135H163V134H159ZM159 135H157V136H159ZM177 135V134H176ZM184 135H186L185 133H184ZM213 135V136H214ZM221 135V134H220ZM220 135H218V136H220ZM246 135H247V137H248V134L246 133ZM246 135H244V136H246ZM16 136H18V135H16ZM28 136V135H27ZM79 136V135H78ZM108 136H107V138H108ZM117 136H116V138H117ZM153 136H151V137H153ZM160 136V138H162ZM172 136H173V134H172ZM171 136V137H172ZM188 136V135H187ZM193 136V135H192ZM204 136V135H203ZM202 136V137H203ZM211 136V139L213 138L212 137V135H210ZM209 136V137H210ZM223 136V135H222ZM228 136H227V138H228ZM250 136V135H249ZM255 136V135H254ZM23 137H24V139H23ZM38 137V136H37ZM113 137V138H112ZM150 137V138H151ZM171 137H169V135H168V138L170 139ZM174 137H175V135H174ZM201 137V136H200ZM208 136H207V138L208 139H210ZM225 136H223V137H221V139L222 138H224ZM233 137H236V136H233ZM239 137V136H238ZM243 137V136H242ZM259 137V136H258ZM258 137H257V139H258ZM11 138V139H10ZM66 140H65V139ZM77 138V137H76ZM81 138V137H80ZM149 138V137H148ZM154 138H156V137H154ZM153 138V139H154ZM159 138V139H160ZM167 138V137H166ZM188 138H189V136H188ZM187 138V139H188ZM204 138H206V136H204ZM206 138V139H207ZM216 138H218V137H216ZM240 138V137H239ZM249 138V137H248ZM247 138V139H248ZM251 138V137H250ZM10 139V140H9ZM75 139V140H74ZM84 139H85V137H84ZM152 139V138H151ZM152 139V140H153ZM181 139V138H180ZM198 139V138H197ZM224 139H226V138H224ZM224 139H223V141H224ZM232 139V138H231ZM246 139V140H247ZM35 140V139H34ZM37 140H40L39 138L37 139ZM146 140V139H145ZM157 139H154L153 140V143L156 141ZM172 140L174 141L175 139H173V137H172ZM172 140H170V141H172ZM203 140V139H202ZM202 140H201V142H202ZM219 140V139H218ZM217 140V141H218ZM234 140H239V139H232V142L234 141ZM242 140H244V138L242 139ZM245 140V141H246ZM250 140V139H249ZM261 140V139H260ZM264 139L262 138V141H263ZM28 141V140H27ZM30 141V140H29ZM69 141L70 142H72V143H74L73 145L74 146H72V144H69ZM107 141H109V142H107ZM151 140H149V142H150ZM172 141V142H173ZM179 141V139L177 140V141H174V142H178ZM188 141V140H187ZM190 141V140H189ZM193 141V140H192ZM192 141H190V142H192ZM194 141V142H195ZM208 141V140H207ZM207 141H206V144H208L209 145V142H210V140L208 141V143H207ZM217 141L216 142H214V143H217ZM221 141V140H220ZM220 141H218V142H220ZM253 144H255L256 142H258L259 141V139H258V141H254V140H250ZM255 143H254V142ZM113 142V141H112ZM121 142V141H120ZM147 142H148V140H147ZM158 142H157V144H158ZM189 142V143H190ZM195 142V143H196ZM201 142H200V144H201ZM203 142H205V141H203ZM212 142V141H211ZM228 142H229V140H228ZM231 142V143H232ZM236 142H240V141H236ZM242 142V141H241ZM244 142V141H243ZM250 142V143H251ZM34 143V142H33ZM129 143V142H128ZM134 143V142H133ZM145 143H146V141H145ZM145 143L143 142V144L145 145ZM152 143V147L153 146H155L156 147V149L158 148L159 149V147L160 146H156L155 144H153ZM156 143V142H155ZM180 143H181V141H180ZM193 143V142H192ZM194 143V144H195ZM223 143V142H222ZM246 142H244L243 144H241V145H243V146H245L244 144H245ZM248 143V142H247ZM246 143V144H247ZM249 143V145H251ZM142 144V145H143ZM151 143H149V145H150ZM174 144V143H173ZM182 144V143H181ZM186 144V143H185ZM193 144V145H194ZM199 144V143H198ZM203 144V143H202ZM201 144V145H202ZM218 144V143H217ZM221 144V143H220ZM234 144L235 143H233L232 145H233V147H236L237 145H235L234 146ZM238 144V143H237ZM261 144V145H260ZM262 142H259V144L258 145H260L259 146V148H261V147H263L262 146ZM93 145V144H92ZM129 145V144H128ZM138 145V144H137ZM146 145H147V143H146ZM145 145V146H146ZM164 145V144H163ZM180 145V144H179ZM179 145H177L176 144V147H177V149L179 150L180 148H178V146ZM191 145V144H190ZM192 145V146H193ZM204 145V144H203ZM225 145H226V142H225ZM224 145V143H223V147L225 146ZM228 145V144H227ZM226 145V146H227ZM231 144H229L228 145V149H229V146H230ZM241 145H239V147L241 146ZM19 146V145H18ZM97 146V145H96ZM126 146V147H125ZM168 146V145H167ZM170 146V145H169ZM184 146V145H183ZM189 146V145H188ZM195 146V145H194ZM207 146V145H206ZM214 146H216V145H214ZM219 146V145H218ZM226 146H225V148H226ZM243 146H242V148H243ZM247 146H248V144H247ZM256 147H258L257 146V144L255 145ZM41 147V148H40ZM102 147H100V149L102 148ZM128 147H130V146H128ZM146 147H148V146H146ZM151 147V146H150ZM163 147H164V149H163ZM172 147H175V145L174 146H172ZM171 146H170V148L173 150V148H172ZM199 147H201V146H199ZM202 147H204V146H202ZM217 147V146H216ZM40 148V149H39ZM99 148V146L97 147V149ZM139 148V149H138ZM149 148V147H148ZM169 148V147H168ZM193 148V147H192ZM210 148V147H209ZM211 148H214L213 146L211 147ZM218 148V147H217ZM230 148H232V147H230ZM241 148V147H240ZM251 148V147H250ZM249 148V150L251 151L252 149H250ZM96 149V150H97ZM103 149H102V151H103ZM123 149V150H122ZM150 149V148H149ZM161 149V148H160ZM159 149V150H160ZM183 150H184V148H182ZM181 149V150H182ZM198 149V148H197ZM205 149V148H204ZM206 149H207V147H206ZM224 151L226 150V149H224V148H222ZM227 149V150H228ZM235 149V148H234ZM246 149H247V147H246ZM246 149L244 148L243 150H244V152L245 153H247L246 152ZM262 149V148H261ZM127 150V151H126ZM148 150V151H147ZM168 150V149H167ZM177 150V151H178ZM186 150H187V148H186ZM189 150V153H190V149H188ZM200 150H202V149H200ZM213 151L215 150V149H212ZM212 150H211V152H212ZM230 150V149H229ZM228 150V155L229 154H231V153H229V152H231V151H229ZM236 150H238V148L236 149ZM236 150H235V152H236ZM264 150V149H263ZM98 151V150H97ZM100 152H101V150H99ZM142 151V152H141ZM166 151V150H165ZM169 151H171L170 149H169ZM173 151H175L176 152V150H173ZM172 151V152H173ZM185 151V150H184ZM183 151V152H184ZM197 151V150H196ZM203 151H205L206 152V150H203ZM202 151V152H203ZM219 151H220V149H219ZM224 151L222 152L223 153V155H225V153H224ZM232 151H233V148H232ZM240 151V150H239ZM248 151V150H247ZM255 151H256V149H255ZM112 152H110L109 154H111ZM138 152H140V153H138ZM155 152V151H154ZM156 152H157V150H156ZM156 152H155V154H156ZM187 152V151H186ZM185 152V153H186ZM194 152V151H193ZM192 152V153H193ZM216 151H214L213 152V154L215 153ZM221 152V151H220ZM220 152H218V155H219V153ZM226 152V151H225ZM234 152V151H233ZM235 152H234V155H235ZM238 152V151H237ZM236 152V153H237ZM241 152H243V151H241ZM256 152H258V150L256 151ZM165 153V152H164ZM176 153H180V151L179 152H176ZM176 153H173V157H175L174 156V154H176ZM188 153V154H189ZM239 153V152H238ZM250 153V152H249ZM8 154H10L11 156H9V158H10V160H11V164H10V162H9V165H11V166H7V165H4V164H2V162L4 161V160H6L7 158L5 157V155H8ZM99 154V155H98ZM101 154H102V152H101ZM125 154H127V155H129L130 157H128V156H126ZM141 154H140V156H141ZM151 154H153V153H151ZM171 154V153H170ZM187 154V155H188ZM194 154V153H193ZM199 154V153H198ZM205 154V153H204ZM213 154H211L210 156H212ZM217 154V153H216ZM251 154V153H250ZM250 154H248L247 153V155H250ZM145 155H149V154H145ZM178 155H180V154H177V156ZM192 155V154H191ZM201 155H203V154H201ZM200 155V156H201ZM209 155V154H208ZM217 155V156H218ZM222 154L220 153V156H221ZM227 155V154H226ZM225 155V156H226ZM238 155V154H237ZM236 155V156H237ZM244 155H246V154H244ZM259 155V154H258ZM139 156V155H138ZM137 156V157H138ZM142 156H144V154L142 155ZM186 156V155H185ZM185 156H184V158H185ZM206 156V154L204 155V157ZM230 156H232V154L230 155ZM229 156V157H230ZM235 156V157H236ZM240 156V155H239ZM253 156H254V154H253ZM263 155L261 154V157H260V159L259 160H261V158H263L262 157ZM96 157V158H97ZM105 157H106V155H105ZM151 157V156H150ZM149 157V158H150ZM192 157H194V156H192ZM198 157V156H197ZM196 157V158H197ZM201 158L200 157V159H202L203 161H204V159L205 158ZM234 156H233V158H235ZM238 157V156H237ZM245 157V156H244ZM243 157V158H244ZM247 158H248V156H246ZM255 157V156H254ZM257 157V156H256ZM255 157V158H256ZM8 158V159H9ZM142 158V157H141ZM144 158H146V157H143V159ZM166 158V159H165ZM176 159H178V157H175ZM180 158V157H179ZM195 158V157H194ZM195 158V159H196ZM221 158V160L223 159V158H228L227 156L226 157H220ZM232 158V157H231ZM231 158H229V159H231ZM239 158V157H238ZM237 158V159H238ZM241 158V157H240ZM152 159H153V157H152ZM162 159H164L163 161H162ZM171 159V158H170ZM176 159H174V160H176ZM182 159H183V156H182ZM181 159V160H182ZM189 159H190V155H189ZM189 159H187V161L189 160ZM194 159V160H195ZM199 158H197L196 160L197 161H200V160H198ZM206 159H207V157H206ZM214 159V157L212 158V160ZM217 157H216V161H217ZM246 159V158H245ZM244 159V160H245ZM53 160V161H52ZM100 160V159H99ZM121 160H122V162H121ZM150 160H151V158H150ZM192 159H190V161H191ZM201 160V161H202ZM220 160V161H221ZM227 160V159H226ZM226 160H225V162H226ZM232 160V159H231ZM230 160V161H231ZM239 160V159H238ZM242 161V163L244 164V162H243V159H241ZM255 161H256V159H254ZM9 161V160H8ZM12 161H13V163H12ZM104 161H105V159H104ZM172 161H173V159H172ZM184 161V160H183ZM185 161H186V158H185ZM183 162L184 164L186 163V162ZM197 161H196V163H197ZM199 162V163H205L206 161H208L209 162V160H206L205 162ZM216 161L214 162H212V163H216ZM219 161V160H218ZM217 161V162H218ZM223 161L224 160H222V166L224 165L223 164ZM229 161V162H230ZM234 162L235 161H237L236 160V158H235V160H233ZM246 161V160H245ZM250 161H252V160H250ZM258 161V160H257ZM121 162V163H120ZM124 162V164H122ZM166 163L168 162L167 160L165 161ZM170 162H171V160L169 161V163H165L166 165H168L167 167H168V169H169V164H170ZM174 162V161H173ZM182 162V161H181ZM181 162H178L177 164H179V163H181ZM224 162V163H225ZM228 162V161H227ZM232 162V161H231ZM240 161H238V163H239ZM240 162V163H241ZM247 162V164L246 165H248L249 166V162L248 161H246ZM253 162V161H252ZM260 162H262V161H260ZM74 163V164H73ZM77 163V164H76ZM78 163H79V165L81 166H83V167H85L84 169L86 170V173H84V169H83V167L81 168L82 169V172L84 173V175H83V173H81L79 170H78ZM172 163V162H171ZM190 163H192V161L190 162ZM195 163V162H194ZM194 163H193V166H195L194 165ZM199 163H198V165H199ZM237 163V162H236ZM238 163H237V165H236V167L238 166L239 167V165H238ZM239 163V164H240ZM241 163V166L243 165ZM256 163H258V162H256ZM264 163V162H263ZM263 163H258V164H261V169H264V165H263V168H262V164ZM21 164H22V166H23V164H24V162L23 161H21V162H19V163H17V165H15L14 167H17V168H19V167H21ZM73 164V165H72ZM76 164V166H77V168H76V166H75V168H74V165ZM152 164V163H151ZM151 164H150V166L149 167H151ZM188 164H189V161H188ZM187 163H186V166L188 165ZM207 164V163H206ZM205 164V165H206ZM216 164H218V163H216ZM220 164V163H219ZM234 164V163H233ZM257 164V165H258ZM59 164H57V166H58ZM61 165V164H60ZM171 166H172V164H170ZM191 165V164H190ZM209 165H210V162H209ZM214 165V164H213ZM54 166V165H53ZM56 166V165H55ZM63 166V167H64ZM125 166H127L128 168H131L132 167V169H131V171L129 170V169H127V167H126V169H125ZM152 166H154V167H156L155 165H152ZM179 167H180V165H178ZM177 166V167H178ZM184 165L182 164V167H183ZM202 166V165H201ZM204 166V165H203ZM206 166H208V164L206 165ZM225 166V165H224ZM223 166V167H224ZM230 166H231V164H230ZM229 166V167H230ZM245 166V165H244ZM63 167H61V168H63ZM145 167V168H144ZM149 167H148V169H149ZM178 167V168H179ZM182 167H180V169L182 168ZM199 167V166H198ZM212 167V166H211ZM223 167H221V168H223ZM226 167H227V169H229L228 168V166L226 165ZM233 167H235L234 165H233ZM259 166H257L256 167V169L258 168ZM21 168H23V167H21ZM54 168V167H53ZM125 170H128L131 174L128 176V174H126V171H124V169ZM134 168V169H133ZM143 168V169H142ZM171 168V167H170ZM184 168H185V166H184ZM184 168H182V169H184ZM199 168H201V167H199ZM199 168H198V170H196L197 172L199 171ZM204 168V170L205 169H209V167H207V168H205V167H203ZM214 168V167H213ZM218 168V167H217ZM24 169H25V166H24ZM57 169H58V167H57ZM56 169V170H57ZM157 169V170H156ZM191 169H192V167H191ZM190 169V170H191ZM196 169V168H195ZM216 169V168H215ZM242 169H244V167L242 168ZM245 169L247 170V168H246V166H245ZM244 169V170H245ZM259 169V168H258ZM257 169V170H258ZM261 169H259L260 170V173H261ZM59 170H61V169H59ZM64 170H65V168H64ZM63 169H62V171H64ZM134 170V171H133ZM147 170V169H146ZM164 170H166V171H164ZM177 170V169H176ZM189 170V171H190ZM203 170V171H204ZM212 170V169H211ZM220 170V169H219ZM233 170H234V168H233ZM238 170H240V169H238ZM251 170V169H250ZM90 171L88 170V172L90 173ZM127 171V173H129ZM136 171H138V172H136ZM172 171V172H173ZM178 171V170H177ZM180 171V170H179ZM184 171V170H183ZM192 172L191 173H194V171L193 170H191ZM200 171H202V170H200ZM206 171V170H205ZM215 171V170H214ZM221 171V170H220ZM227 171V170H226ZM230 171H232V170H230ZM230 171H228V172H230ZM237 171V170H236ZM252 171V170H251ZM254 171H255V169H254ZM254 171H252V174H253V172ZM57 172H58V170H57ZM61 172V171H60ZM60 172H59V174H60ZM65 172V171H64ZM118 172H120L121 174H123V175H125V176H127V177H129L130 178V180H132L131 182H134L136 185H134V183L133 184H129V183H131L130 181H128L127 179L125 180V178H123L122 176H120L121 174H118ZM150 172V171H149ZM218 172V171H217ZM224 172V171H223ZM228 172H227V175H228ZM244 172V171H243ZM243 172H241V174L243 173ZM247 172H249L248 170H247ZM247 172H246V175H247ZM257 172H259V171H257ZM63 173V172H62ZM81 173V174H80ZM140 173H141V171H140ZM183 173V172H182ZM206 173V172H205ZM207 173H209V172H207ZM240 173V172H239ZM238 173V174H239ZM256 173V172H255ZM64 174V175H65ZM88 174V173H87ZM87 174H86V176H87ZM90 174H92V172L90 173ZM141 174H143V173H141ZM177 176H176V175ZM189 174V173H188ZM220 174V173H219ZM231 174V173H230ZM230 174L228 175V177H230ZM257 174H259V173H257ZM98 176H99V174H97ZM96 175V176H97ZM103 175V177H105ZM144 175V174H143ZM142 175V176H143ZM189 175H191V174H189ZM192 175H194V174H192ZM198 175H199V173H198ZM197 175V176H198ZM205 175V174H204ZM207 175V174H206ZM223 175V176H222ZM224 175H226V172L224 173V174H221V176H220V178H224ZM233 175H235L234 173H233ZM232 175V177H235V176H233ZM236 175H237V172H236ZM240 175V174H239ZM245 175V174H244ZM244 175H240V176H244ZM255 175V174H254ZM18 176V175H17ZM16 176V177H17ZM62 176V175H61ZM89 177L91 176V175H88ZM87 176V177H88ZM93 176H95L94 174H93ZM95 176V177H96ZM97 176V177H98ZM203 175H201V177H202ZM248 176V175H247ZM252 177H254L253 175H251ZM250 176V177H251ZM261 176H262V174H261ZM264 176V175H263ZM63 177V176H62ZM65 177V176H64ZM69 177V178H70ZM97 177H96V179H97ZM101 177V180H102V176H100ZM141 177V176H140ZM182 177V178H183ZM188 177V176H187ZM192 177H194V176H192ZM191 177V178H192ZM201 177H200V180H201ZM208 177V176H207ZM210 177V176H209ZM237 177H238V175H237ZM237 177H235V178H237ZM256 177V176H255ZM30 178V177H29ZM43 178H44V176H43ZM42 178V180L44 181V179ZM67 178V177H66ZM84 178H86V177H84ZM128 178V179H129ZM142 178V177H141ZM203 178V177H202ZM225 178H227V177H225ZM234 178V179H235ZM240 179H241V177H239ZM238 178V179H239ZM246 178V177H245ZM258 178H259V176H258ZM261 178H263V177H261ZM62 179V178H61ZM72 179V180H73ZM86 179H89L90 181H91V183L93 184V183H95L93 180H91V177L90 178H86ZM175 179H177L178 181H176ZM206 180H207V178H205ZM204 179V180H205ZM218 179V178H217ZM231 179V178H230ZM233 179V178H232ZM239 179V180H240ZM249 180H250V178H248ZM252 179V178H251ZM255 178H253V180H254ZM24 180V179H23ZM47 180V179H46ZM63 180V179H62ZM85 180V179H84ZM98 180V179H97ZM103 180L105 181V178H103ZM198 180H199V178H198ZM235 180H237V179H235ZM238 180V181H239ZM244 180H246V179H244ZM252 180V181H253ZM257 180V179H256ZM67 181V180H66ZM87 181V180H86ZM90 181H88V182H90ZM93 181V182H92ZM104 181L102 182V183H104ZM202 181H203V179H202ZM210 180H208V182H209ZM236 181L237 183H240V182H243V181ZM252 181H250V183L252 182ZM42 181H40L39 183H41ZM69 181H67L66 183H68ZM70 182H72V181H70ZM80 182H85V181H83V179H81L80 180ZM88 182H86V184H88ZM99 182H101L100 181V179H99ZM109 182H107V183H109ZM110 182V183H111ZM192 182H193V180H192ZM195 182V181H194ZM223 181H221L220 183H222ZM232 182V181H231ZM230 182V183H231ZM246 182V181H245ZM32 183H33V181H32ZM39 183H38V185H39ZM45 183V182H44ZM90 183V184H91ZM106 183V184H107ZM129 184V185H127V184ZM224 183V182H223ZM226 183V182H225ZM228 183V182H227ZM234 183V182H233ZM244 183V182H243ZM242 183V184H243ZM249 183V184H250ZM253 183H256V184H259V180L257 181V182H254L253 181ZM252 183V184H253ZM62 183H60L59 185L60 186H62L61 185ZM71 184V183H70ZM76 185L78 184V183H75ZM91 184V185H92ZM96 184H98V183H96ZM124 184H125V186H124ZM212 184H214V182H212ZM229 184V183H228ZM228 184H226V185H228ZM236 184V183H235ZM248 184V185H249ZM261 185H263L262 183H260ZM21 185V186H20ZM32 185V184H31ZM80 185H82V183H80ZM100 185V187L102 186L101 184H99ZM99 185H96L97 187L99 186ZM105 185V184H104ZM102 186V187H104V189L102 188V190H103V193L105 192L104 190H105V188L109 185H105V186ZM114 184H112L111 185V187L109 186V188H108V192H109V190H110V188H113L114 186H113ZM121 185H120V187H121ZM204 185V184H203ZM215 185V184H214ZM224 185V184H223ZM224 186L226 189L225 190H223L224 192H225V194H223L222 192H220V193H222L223 195H222V197L224 196V198L227 200V193L228 192H233L232 194H235V192L236 191H243L244 192V195L245 196H247L252 190H255L254 188H252L253 187V185L250 187V188H248L247 190H249V189H251L250 191H247V190H245V188H246V186H248V185H246L245 186V184H244V186H245V188H242V186L243 185H241V183H240V185H241V187H239V185H234V184H230V185H228V186ZM251 185V184H250ZM45 186V185H44ZM51 186V185H50ZM83 186L85 187V186H88V185H85V183H83ZM83 186H81V187H83ZM90 186V185H89ZM219 186V185H218ZM257 186V185H256ZM259 186V185H258ZM257 186V187H258ZM52 187V186H51ZM57 187V186H56ZM92 187H95L94 185L92 186ZM99 187V188H100ZM181 187V190L179 189ZM216 187H217V185H216ZM223 187V186H222ZM58 188H59V186H58ZM86 189V191H87V187H85ZM115 188V187H114ZM113 188V189H114ZM215 188V187H214ZM24 191H23V190ZM44 189V188H43ZM89 189H91L90 187H89ZM88 189V190H89ZM94 189V188H93ZM113 189H112V191H113ZM120 189V188H119ZM197 189V188H196ZM200 189V188H199ZM216 189V188H215ZM258 189V188H257ZM257 189H256V191H257ZM259 189L260 190H262L263 192H264V185L263 186H260L259 187ZM39 190V191H38ZM45 190V189H44ZM46 190H47V188H46ZM95 190L96 189H94V190H90L92 193H94L95 192ZM97 190H100L101 191V188L100 189H98L97 188ZM165 190V191H166ZM259 190V191H260ZM89 191V192H90ZM167 191H166V194H167ZM204 191V190H203ZM59 192V194H61L60 192H61V189L58 191ZM63 192V191H62ZM65 192H66V194H67V190H65ZM70 192V191H69ZM99 192V191H98ZM107 192V191H106ZM110 192H111V190H110ZM109 192V193H110ZM196 192V190L194 191V193ZM71 194H72V192H70ZM69 193V194H70ZM74 193V192H73ZM102 193V192H101ZM109 193H104V194H106L107 195V198H108V194ZM161 193V192H160ZM252 193H253V191H252ZM251 193V194H252ZM35 194H37V195H35ZM69 194H67V195H69ZM96 194V193H95ZM99 194V193H98ZM110 194H113V192L112 193H110ZM109 194V197L111 196V199H112V197H113V195H110ZM124 194H125V196H124ZM155 194V195H154ZM165 194V193H164ZM165 194V195H166ZM199 194H200V192H199ZM203 194V193H202ZM231 194V193H230ZM102 195L103 194H101V197H102ZM114 195V197H116ZM159 196V197H155V196ZM164 195V196H165ZM194 195V194H193ZM207 195V194H206ZM261 195V194H260ZM103 196H105V195H103ZM121 196V197H122ZM198 196H200V195H198ZM221 196V195H220ZM230 196V195H229ZM234 196V195H233ZM233 196H231V198L233 197ZM249 196L251 197V195L249 194ZM249 196H248V198H249ZM60 197V196H59ZM80 197H82V196H79V198ZM168 198H169V196H167ZM167 197H165V198H167ZM173 196L171 195V199H172V201H175V200H173L174 199V197L172 198ZM194 197H197V196H194ZM202 197V196H201ZM243 197V196H242ZM22 198V200H23V198H25V197H21ZM83 198V197H82ZM105 199H107L106 198V196L104 197ZM120 197H118V198H114V200L113 201H116L117 199H119ZM167 198V199H168ZM177 198H175L176 200H177ZM28 199V198H27ZM45 199V198H44ZM104 199V200H105ZM161 199H162V197H161ZM196 199V198H195ZM240 199V198H239ZM246 199V198H245ZM264 199V198H263ZM26 200V199H25ZM41 200V199H40ZM87 201L88 199H86V197H84L83 198V202H79L77 205H80V204H84L85 203V201ZM121 200H122V198L120 199V200H118L119 201V204H120V202H121ZM128 200V199H127ZM126 200V201H127ZM130 200V199H129ZM128 200V201H129ZM241 200V199H240ZM247 200V199H246ZM43 201V200H42ZM61 201V200H60ZM112 200L110 201L109 200V202H113ZM117 201V202H118ZM122 201H124V200H122ZM128 201H127V205L126 206H129V204L131 203V201H130V203H128ZM164 200L162 199V202H163ZM168 201V200H167ZM178 201V200H177ZM176 201V202H177ZM199 201V200H198ZM243 201V200H242ZM252 201H254V200H252ZM259 201V200H258ZM258 201H257V203H258ZM27 202V201H26ZM76 202H78V201H76ZM88 202V201H87ZM124 202H122L123 203V206L125 205L124 204ZM136 202V201H135ZM134 202V203H135ZM138 202H136V204L138 203ZM209 202V201H208ZM207 202V203H208ZM220 202V201H219ZM245 202V201H244ZM255 202V201H254ZM261 202V201H260ZM1 203V202H0ZM24 203H25V201H24ZM40 203V202H39ZM108 203V202H107ZM114 203H116V202H113V204ZM167 203H170V200H169V202H167ZM214 203V202H213ZM9 204V203H8ZM74 204V203H73ZM89 204V203H88ZM178 204V203H177ZM7 205V204H6ZM19 205V204H18ZM70 205V204H69ZM75 205V204H74ZM85 205V204H84ZM86 205H87V203H86ZM85 205V206H86ZM116 205L118 206V204L116 203ZM121 205V204H120ZM119 205V206H120ZM133 205H134V207H136V205L135 204H132L131 203V206L133 207ZM137 205H139V204H137ZM146 205V206H147ZM174 205H176L175 203H174ZM173 205V206H174ZM217 205V204H216ZM258 205H261V203L260 204H257V207H258V210H259V208L260 209H262V207L263 206H258ZM264 205V204H263ZM5 206V205H4ZM9 206V205H8ZM7 206V207H8ZM13 206H16V205H13ZM24 206V205H23ZM81 206V205H80ZM122 206V205H121ZM141 206H143L142 204H141ZM141 206H137V208L138 207H140V209L142 208ZM145 206V205H144ZM179 206V205H178ZM178 206H177V208H178ZM184 206V205H183ZM226 206V205H225ZM249 206V205H248ZM73 207V206H72ZM77 207H79V206H77ZM76 207V208H77ZM81 207H83V205L81 206ZM87 207V206H86ZM90 207H91V205H90ZM92 207H93V205H92ZM132 207L130 208L131 210H132ZM202 207V206H201ZM255 207H256V205H255ZM10 208V207H9ZM12 208V207H11ZM65 208H66V206H65ZM88 208V207H87ZM129 208V207H128ZM173 208V207H172ZM183 207H181V209H182ZM237 208V207H236ZM61 209V210H60ZM73 209V208H72ZM86 209V208H85ZM89 209V208H88ZM129 209V210H130ZM135 209V208H134ZM139 208H138V210H140ZM146 209V208H145ZM147 209H148V206H147ZM147 209H146V211H144V208L143 209H141V210H143L144 212H147ZM153 209V208H152ZM152 209H150L151 211V213H152V211L154 210H152ZM163 209H164V207H163ZM162 209V210H163ZM180 209V210H181ZM205 209H207L206 207H205ZM226 209V208H225ZM254 209H256V208H254ZM253 209V210H254ZM264 209V208H263ZM263 209H262V214H263ZM4 210H6L5 208H4ZM12 209H10V211H11ZM25 210V211H26ZM76 210H78V208L76 209ZM87 210V209H86ZM85 210V211H86ZM136 210V209H135ZM137 210V211H138ZM188 210V209H187ZM201 210H202V208H201ZM200 210V212L203 214H205V215H209V213L211 212H209L208 213V211L206 212V211H201ZM219 210V209H218ZM229 210H230V208H229ZM239 210H241V209H239ZM13 211V210H12ZM25 211H24V213H25ZM64 211V210H63ZM81 211H83V208H82V210ZM84 211V212H85ZM88 211V213H89V211H91V210H87ZM87 211H86V214H88L87 213ZM132 211H134V210H132ZM132 211H131V213H132ZM137 211L135 212V213H137ZM143 211H141V212H143ZM173 210L171 209V212H172ZM184 211H185V209H184ZM227 211V210H226ZM237 211V210H236ZM256 211V210H255ZM254 211V212H255ZM18 212H19V210H18ZM23 212V211H22ZM79 212V211H78ZM77 212V213H78ZM133 212V213H134ZM139 212V211H138ZM156 212H157V210H156ZM160 212H161V210H160ZM159 212V213H160ZM199 212V213H200ZM220 212V211H219ZM224 212V211H223ZM249 212V211H248ZM257 212V211H256ZM259 212V211H258ZM261 212H259L258 214H260ZM1 213V212H0ZM6 213V212H5ZM9 213V212H8ZM69 213V212H68ZM76 213V214H77ZM82 213V212H81ZM81 213H79V214H81ZM148 213H149V209H148ZM155 212H153L152 214H154ZM158 213V214H159ZM165 213H167L166 211H165ZM165 213L164 214H162L161 216H162V219H161V221H160V219H159V221L160 222H162L163 220H165L166 219V215H165ZM190 213V212H189ZM22 214V213H21ZM21 214H18L17 215V213H15V211H13L12 213H11V215L9 216V218H10V220L12 219L13 221H14V223H17V221L15 222V219L16 218H18V220L20 219L19 218V215H21ZM75 214V213H74ZM79 214H77V215H79ZM107 214V213H106ZM109 214V213H108ZM139 215H140V213H138ZM137 214V215H138ZM142 214V213H141ZM145 214V213H144ZM175 214H177V211L175 212ZM225 214H226V217H228V219H231V218H233V217H229L228 216V214L225 212ZM230 214V213H229ZM251 214H253V212L251 213ZM251 214L250 215H248L249 216V218L248 219H250L251 218ZM261 214V215H262ZM6 215H8V214H6ZM24 215V214H23ZM85 215V214H84ZM93 215V214H92ZM154 215H157L156 213L154 214ZM153 215V216H154ZM160 215V214H159ZM158 215V216H159ZM165 215V216H164ZM184 215V214H183ZM182 214H181V217H184ZM220 215V214H219ZM231 215V214H230ZM234 215V214H233ZM242 215V214H241ZM255 217L257 216V213H256V215H255V213L253 214ZM252 215V216H253ZM41 216H40V218H41ZM60 216V217H59ZM98 216H100V215H98ZM97 216V218H98V220L97 219H95V217H94V219L95 220H93V218H92V220L95 222V225L96 224H99L100 223V221L103 219H101V220H99L100 218ZM131 216H132V214H131ZM133 216L134 217H136V214L134 215L133 214ZM143 216V215H142ZM141 215L140 216H138V219L140 218V217H142ZM151 215H150V213H149V216L148 217H150ZM153 216H151V219H152V217ZM157 216V217H158ZM171 216H172V214H171ZM170 215L167 217L168 219H173V221L170 219L169 220V222H171L172 221V223L174 222V220H175V224H177L178 222H176V221H178V220H176L177 218H172ZM174 216V215H173ZM236 216V215H235ZM0 217H5L6 218V216H3V215H1ZM21 217V216H20ZM30 217V216H29ZM59 217V218H58ZM79 217H81V215L79 216ZM84 217V216H83ZM87 217H89V216H87ZM103 217V216H102ZM106 217H109V216H106ZM111 217H113V216H111ZM115 217V216H114ZM144 217H146V215L144 216ZM163 217H165L164 219H163ZM176 217H178V219L180 218L179 216H177L176 215ZM225 217V218H226ZM245 217H247V215L246 216H244L243 215V217L242 216H240V215H238V216H236V217H234L233 218V220H231L230 221V223L228 222L229 220L227 219V221H226V224L227 223H229V224H231L232 226H233V228L237 225V223H238V225H239V223H241L242 225H243V227H245V225L246 226H248V224H247V222H246V218ZM260 217V216H259ZM9 218H7V219H9ZM90 219H91V216L89 217ZM115 218H119V215L117 216V217H115ZM130 218V217H129ZM185 218V217H184ZM191 218V217H190ZM189 217L188 218H185L186 220V224L188 225L189 223L191 224L192 222H194V221H190L191 219H190ZM210 218V217H209ZM218 218H221V217H218ZM218 218H217V220H218ZM254 218V217H253ZM252 218V219H253ZM257 218H258V216L256 217V220H257ZM262 218V217H261ZM260 218V219H261ZM37 219H39V218H37ZM86 219H88V218H86ZM86 219H85V221H86ZM104 219H106V221H108L107 220V218H105V216H104ZM142 219L143 218H141V221H142ZM145 219V218H144ZM148 219L149 218H147V221H148ZM150 219V221L152 222V221H154V220H156L157 222H159L158 221V219H156V217L155 218H153V220H151ZM187 219H189V221L187 220ZM259 219V218H258ZM260 219L258 220V221H260ZM11 220V221H12ZM79 220V219H78ZM82 220V218H80V222H85V221H81ZM91 220V221H92ZM98 221V223H96L97 221ZM112 220V219H111ZM109 221V222H112V221ZM118 220H120V219H118ZM125 220V219H124ZM167 220V219H166ZM165 220V221H166ZM180 220V219H179ZM216 220V222H218ZM254 220H255V218H254ZM253 220V221H254ZM256 220L254 221V223L256 222ZM261 220H263V219H261ZM5 221H7V220H5ZM5 221H3L2 220V218H0V225H2L1 226V228L2 227H4V228H8V227H11V226H9V224H7L8 223V221H7V223L5 222ZM72 221V220H71ZM116 221V219H114L113 220V222H115ZM121 221V220H120ZM184 221V220H183ZM197 221H199V219L197 220ZM196 221V222H197ZM220 221H221V224L224 226V224H223V221H222V218L220 219ZM225 221V220H224ZM245 221V222H244ZM250 221V220H249ZM257 221V222H258ZM73 222V221H72ZM88 222V221H87ZM93 222V223H94ZM101 222H104V221H101ZM117 222V221H116ZM126 222V224H127V221H125ZM130 222V221H129ZM136 222V221H135ZM157 222H155L154 221V223H157ZM181 222H182V218H181ZM187 222H189V223H187ZM201 222V221H200ZM200 222H199V224H200ZM207 222V221H206ZM10 223H13V222H10ZM73 223H75V222H73ZM82 223V224H83ZM92 222H90V224H91ZM105 223V222H104ZM104 223H100V225H101V227L100 228H103L104 226H103V224ZM107 223V222H106ZM132 223V222H131ZM137 223V222H136ZM150 223V222H149ZM147 224V225H150V224ZM167 223H168V221H167ZM167 223H163V225L161 224V226L160 227H162V226H164V224H166L167 225ZM172 223H168V225H170V226H172L173 224ZM195 223V222H194ZM225 223V222H224ZM246 223V224H245ZM261 223V222H260ZM108 224V223H107ZM106 224V225H107ZM115 224H117V226L119 225V226H121V223H115ZM115 224H113V225H115ZM123 224V223H122ZM126 224H123L122 225V227H124V225H126ZM141 224V223H140ZM140 224H138L137 225V229L139 230L140 228H142V225H140ZM158 225H160L159 223H157ZM172 224V225H171ZM178 224H180V223H178ZM177 224V225H178ZM256 224V223H255ZM263 224V223H262ZM16 224H13V226H15ZM72 225V224H71ZM70 225V228L72 227L73 228V226H75V225H77V224H73V226H71ZM83 225H87V227H85V228H88V223H85V224H83ZM82 225V226H83ZM95 225L93 226V227H95ZM109 225H110V223L108 224V227H109ZM131 225V224H130ZM130 225L129 226H127L128 228H130ZM136 225V224H135ZM147 225H144V227L145 226H147ZM166 225H165V227H166ZM183 225H185V223L183 222ZM186 225V226H187ZM194 225V224H193ZM203 225L205 226V224L203 223ZM217 225H219V224H217ZM231 225H229V227L231 226ZM254 225V224H253ZM257 225H259V223L257 224ZM12 226V227H13ZM17 226V225H16ZM15 226V227H16ZM66 226V227H67ZM78 226V225H77ZM92 226V225H91ZM99 226V225H98ZM116 226V225H115ZM156 226V225H155ZM176 226V225H175ZM174 226V227H175ZM181 226H182V224H181ZM204 226H202L203 228H207V227H204ZM211 226V225H210ZM214 226V225H213ZM231 226V227H232ZM240 226V225H239ZM14 227V228H15ZM19 227V225L17 226V228ZM76 227V226H75ZM74 227V229L76 230V228ZM90 227V226H89ZM97 227V226H96ZM105 227H107V226H105ZM108 227H107V229H105V230H111L110 228H112V227H110L109 229H108ZM153 227V226H152ZM159 227V228H160ZM168 227V226H167ZM173 226H172V228H174ZM179 227V228H178ZM177 228L179 229V232L181 231L180 230V226H178ZM182 227H184V226H182ZM182 227H181V229H182ZM189 227H191L190 225H189ZM201 227V228H202ZM220 227V226H219ZM225 227V226H224ZM228 227V228H229ZM238 227V226H237ZM241 227V226H240ZM242 227V228H243ZM249 227V226H248ZM259 227H260V225H259ZM258 227V228H259ZM263 227V226H262ZM3 228V229H4ZM69 228V227H68ZM68 228H67V231H68ZM84 228V229H85ZM98 228V227H97ZM124 228H126V227H124ZM158 228V229H159ZM169 229L171 228V227H168ZM185 228V227H184ZM187 228H188V226H187ZM208 228H211V227H208ZM208 228H207V230H208ZM215 228V227H214ZM242 228H240V230L239 231H241V229ZM246 228V227H245ZM244 228V229H245ZM257 228V229H258ZM74 229L73 230H69V231H73V234H75V232H74ZM90 229V228H89ZM114 229H115V227H114ZM118 230H121L122 228H120L119 229V227L117 228ZM116 229V231L118 232V230ZM127 229V228H126ZM132 229H134L133 228V225H132ZM136 229V228H135ZM156 229V228H155ZM163 229V228H162ZM162 229H160V230H162ZM167 229V228H166ZM165 229V231H167L168 232V230L169 229H167L166 230ZM176 229V228H175ZM220 229V228H219ZM239 229V228H238ZM244 229H242L243 231H242V233H244ZM1 230V229H0ZM18 230V229H17ZM31 230H33V232L31 231ZM86 230V229H85ZM98 230H99V228H98ZM100 230H102V229H100ZM100 230L98 231V232H100ZM123 230V229H122ZM125 230V229H124ZM129 230V229H128ZM177 230V229H176ZM185 230H186V228H185ZM192 230H194V228L192 229ZM192 230H191V232H192ZM202 230L203 229H199V232L198 233H200V231L202 232ZM221 230V229H220ZM246 230H248V228H246ZM245 230V232L247 233V231ZM250 230V229H249ZM4 231H6V229H4ZM3 231V232H4ZM25 231V232H26ZM54 231V232H53ZM66 231V232H67ZM69 231H68V233H69ZM86 231H88V230H86ZM90 231V230H89ZM108 231V232H109ZM156 231V230H155ZM171 232H172V230H170ZM173 233H177V232H175V230L173 229ZM188 231H189V228H188ZM196 231H198V230H196ZM203 231H205V229L203 230ZM210 231V230H209ZM229 231H231V232H233L234 233V231H232L231 229H229ZM20 232V233H21ZM61 232V233H60ZM65 232V233H66ZM102 232V231H101ZM115 233V230L114 231H112V233ZM120 232V231H119ZM135 232V231H134ZM160 232V231H159ZM187 232V231H186ZM207 232V231H206ZM213 232V231H212ZM256 232H257V230H256ZM260 232V231H259ZM8 233V232H7ZM16 233V232H15ZM19 233V234H20ZM67 233V234H68ZM72 233V232H71ZM70 233V234H71ZM90 233V232H89ZM91 233H93V232H91ZM97 233V232H96ZM104 233V232H103ZM160 233H162V232H160ZM164 233V232H163ZM162 233V234H163ZM180 233H182V231L180 232ZM203 233V232H202ZM201 233V234H202ZM208 233V232H207ZM207 233H204V234H207ZM210 233V232H209ZM221 232H219V234H220ZM223 233V232H222ZM230 233V232H229ZM228 233V234H229ZM233 233H231V234H229V236L231 237V238H234L233 237ZM264 233V232H263ZM3 234V233H2ZM1 234V235H2ZM23 234V233H22ZM22 234H20V235H22ZM27 234H24L25 236L27 235ZM97 234H100V233H97ZM106 235H108L107 233H105ZM140 234V236H141V233H139ZM148 234V233H147ZM154 234V233H153ZM165 234H168V233H165ZM164 234V235H165ZM179 234V233H178ZM187 234V233H186ZM186 234H184V235H186ZM197 234V233H196ZM200 234V235H201ZM250 233L248 232V234H245V235H249ZM257 234V233H256ZM8 235H9V233H8ZM24 235H23V237H24ZM64 235V234H63ZM96 235V234H95ZM103 235V234H102ZM112 235V234H111ZM137 235V234H136ZM155 235H158V234H156L155 233ZM159 235H161V234H159ZM158 235V236H159ZM164 235H162V237L164 236ZM169 235V234H168ZM168 235H166V236H168ZM170 235H172V234H170ZM182 235V234H181ZM184 235H183V237H184ZM192 235H193V233H192ZM208 236L210 235V234H207ZM206 235V237H208ZM211 235H213V237H214V234L213 233H211ZM224 235V234H223ZM226 235V234H225ZM225 235L223 236L224 238H225ZM238 235H240V234H238ZM28 236V235H27ZM32 236V235H31ZM58 236V237H57ZM65 236V235H64ZM63 236V237H64ZM75 236V235H74ZM76 236H77V233H76ZM88 236V238L87 239H89V234L87 235ZM93 236V235H92ZM104 236V235H103ZM120 236V235H119ZM154 236V235H153ZM158 236H156V237H158ZM174 236V237H173ZM188 236V235H187ZM193 236H195V234L193 235ZM197 236V235H196ZM205 236V235H204ZM217 236V235H216ZM1 237V236H0ZM3 237V236H2ZM7 237V236H6ZM20 237V236H19ZM34 237H32V239L34 238ZM62 237V236H61ZM78 237V236H77ZM97 237V236H96ZM100 237V236H99ZM99 237H97V238H99ZM108 237V236H107ZM126 237H127V235H126ZM155 237V236H154ZM154 237H153V239H154ZM161 237V238H162ZM169 237H171V236H169ZM172 237L176 240V238L175 237H179V235H172ZM171 237V238H172ZM182 237V238H183ZM202 237V238H201ZM206 237H203V234H202V236H200L199 238L200 239H204V238H206ZM211 237V236H210ZM219 237V236H218ZM226 237H227V235H226ZM246 237V236H245ZM262 237H263V235H262ZM12 238V237H11ZM22 238V237H21ZM25 238V237H24ZM23 238V239H24ZM69 238V237H68ZM91 238V237H90ZM93 238V237H92ZM97 238H95V239H97ZM105 238V237H104ZM104 238H101L102 240L104 239ZM109 238V237H108ZM118 238V237H117ZM138 238V237H137ZM170 238V239H171ZM173 238L171 239V240H173ZM180 238V237H179ZM178 238V239H179ZM192 238V237H191ZM196 238V237H195ZM194 237H193V240L195 239ZM220 238V237H219ZM223 238V239H224ZM249 238V237H248ZM8 239V238H7ZM13 239V238H12ZM26 239V241H25V243H26V246H27V244H29V243H31L32 244V241L31 242H29V239H31V237L29 238V237H26L25 238ZM31 239V240H32ZM83 239V238H82ZM86 239V240H87ZM101 239H99V241H102ZM111 239V238H110ZM109 239V240H110ZM132 239V238H131ZM157 240L156 241H158V239H160V238H156ZM167 239H168V237H167ZM198 239V238H197ZM211 241H212V239L211 238H209ZM223 239L221 240V238H220V243H221V241H223ZM226 239V238H225ZM6 240V239H5ZM5 240L3 241V239L1 240V241H3V242H5ZM34 241H35V239H33ZM37 240V239H36ZM85 239H83V241H84ZM84 241V242H86V243H84V244H87V241ZM106 241H107V238L105 239ZM105 240H103L104 242H105ZM138 240V239H137ZM148 240V239H147ZM162 240H163V238H162ZM165 240H166V238H165ZM191 240V239H190ZM190 240L188 239V241L190 242ZM193 240H191V241H193ZM196 240V239H195ZM194 240V244H196L195 241ZM208 240V239H207ZM216 240H219V239H216ZM235 240V239H234ZM11 241V240H10ZM49 241V240H48ZM57 241H59V240H57ZM98 241V240H97ZM98 241V242H99ZM103 241H102V243H103ZM116 241V240H115ZM118 241V240H117ZM140 241V240H139ZM168 241V240H167ZM167 241H162V243L163 242H166L167 243ZM179 241L180 242H184V240H182L181 241V239H179ZM187 240L185 239V242H186ZM225 241H227V240H225ZM245 241V240H244ZM9 242V241H8ZM23 242V241H22ZM39 242V241H38ZM42 242V241H41ZM44 242V243H45ZM51 242V241H50ZM54 242H56V241H54ZM60 242V241H59ZM92 242V241H91ZM94 242V241H93ZM95 242H96V240H95ZM98 242H96V243H98ZM109 242V241H108ZM108 242H106V243H104V244H108ZM128 242V241H127ZM158 242H160V241H158ZM169 242H170V240H169ZM168 242V243H169ZM174 242V241H173ZM172 242V243H173ZM178 242V241H177ZM177 242H176V244H177ZM184 242V245L183 244H181V245H183V246H189V244L188 245H185L186 243ZM198 242H202L203 243V241L202 240H200L199 241V239H198ZM197 242V243H198ZM206 242V241H205ZM210 242V241H209ZM209 242H207L208 244H209ZM212 242H214V238H213V241ZM217 242V241H216ZM215 242V243H216ZM257 242H258V240H257ZM264 242V241H263ZM262 242V243H263ZM43 243V242H42ZM57 243V242H56ZM90 243V242H89ZM88 243V244H89ZM95 243V244H96ZM101 243V244H102ZM140 243V242H139ZM141 243H143V241L141 242ZM154 243H155V241H154ZM165 243V244H166ZM171 243V242H170ZM169 243V244H170ZM171 243V244H172ZM193 243V242H192ZM211 243V242H210ZM223 243V242H222ZM226 243H228V242H226ZM252 243V242H251ZM250 243V244H251ZM2 244V243H1ZM7 244V243H6ZM41 244V243H40ZM46 244V243H45ZM52 244V243H51ZM69 244H71V243H69ZM69 244H67L68 246L66 247V248H70V249H72L71 248V245H69ZM87 244V245H88ZM94 244V250H93V252L94 251H96V245ZM100 244V243H99ZM101 244L100 245H98V247H100L101 246ZM103 244V245H104ZM113 244V242H111V245ZM144 244H145V242H144ZM151 244V243H150ZM157 244V243H156ZM155 244V245H156ZM160 244H161V242H160ZM170 244V246H171V248L170 249H173L174 247L172 246ZM179 244V243H178ZM207 244V245H208ZM217 244H219V243H217ZM229 244V243H228ZM231 244V243H230ZM264 244V243H263ZM2 245H4V244H2ZM34 245V244H33ZM38 245V244H37ZM65 245V244H64ZM73 245V244H72ZM87 245L85 246V247H83L84 249H87V251H86V253L88 252V247H90V250H91V246H88L87 247ZM92 245V244H91ZM143 245V244H142ZM155 245H151V246H155ZM158 245H159V243H158ZM167 245V244H166ZM175 245V244H174ZM181 245L179 246V245H177V246H179V247H181ZM200 245V244H199ZM203 246L202 247H204V244H202ZM210 245V244H209ZM214 244L212 243V245H210V247H206V243H205V248H206V251H207V249L209 248H212L213 247V249H215L214 247H215V245L213 246ZM224 245V248H225V244H223ZM223 245H221V248H222V246ZM1 246V245H0ZM39 246H41L42 247V245H39ZM63 246V245H62ZM108 246V245H107ZM106 246V247H107ZM124 246V245H123ZM136 246V245H135ZM144 246V245H143ZM146 246V245H145ZM148 246H149V244H148ZM150 246V247H151ZM160 246V245H159ZM177 246H176V248L175 249H177ZM191 246V245H190ZM212 246V247H211ZM219 246H220V244H219ZM254 246V245H253ZM8 247V246H7ZM13 247H14V245H13ZM31 247V246H30ZM33 247V246H32ZM35 247V246H34ZM33 247V248H34ZM44 247V246H43ZM47 247V246H46ZM65 247V246H64ZM64 247L62 248V250H64ZM74 247V246H73ZM87 247V248H86ZM112 247V246H111ZM117 247V246H116ZM115 247V248H116ZM122 247V246H121ZM132 247V246H131ZM156 247H158L157 245H156ZM178 247V248H179ZM196 247V246H195ZM195 247L193 246V248L195 249ZM199 247V246H198ZM250 247H252L251 245H250ZM3 248H4V246H3ZM27 248V251H28V247H26ZM53 248V247H52ZM60 248V247H59ZM59 248H56L58 251L60 250ZM76 248V247H75ZM78 248H79V246H78ZM101 248H103V246L101 247ZM104 248H105V246H104ZM104 248H103V250H104ZM118 248V247H117ZM147 248V247H146ZM153 247H151V249H152ZM163 248V247H162ZM162 248H159L160 250V252H161V250L163 251L164 249H162ZM164 248H166V247H164ZM167 248H168V246H167ZM168 248V249H169ZM183 248V247H182ZM181 248V249H182ZM190 248V247H189ZM188 248V249H189ZM191 248H192V246H191ZM192 248V249H193ZM201 248V247H200ZM200 248H199V250H200ZM236 248V247H235ZM239 248V247H238ZM243 248V247H242ZM21 249V248H20ZM45 249V248H44ZM55 249V248H54ZM53 249V250H54ZM93 249V248H92ZM106 249V248H105ZM108 249H111L110 247H108ZM135 249V248H134ZM151 249H149V250H147V251H149V253L151 252ZM157 249V248H156ZM168 249H167V251H168ZM191 249V250H192ZM194 249L192 250L193 252H194ZM196 249H197V247H196ZM202 249V248H201ZM208 249V250H209ZM219 248H216V250H214L213 252H219V250H218ZM225 249H227V248H225ZM250 249H252V250H254L253 249V247L252 248H250ZM37 251L39 250V249H36ZM49 250V249H48ZM56 250V251H57ZM74 250V249H73ZM72 250V251H73ZM133 250V249H132ZM191 250H185L184 252H190ZM199 250H195L197 253H198V251ZM218 250V251H217ZM1 251L2 250H0V256H1ZM4 251V250H3ZM22 251H23V247H22ZM32 251H34V250H32ZM31 251V252H32ZM36 251V252H37ZM46 251V250H45ZM74 251H77V250H74ZM153 251V250H152ZM165 251V250H164ZM163 251V252H164ZM183 251V250H182ZM203 251H204V249H203ZM210 251V253H211V249L209 250ZM208 251V252H209ZM220 251H222V249L220 250ZM5 252H7L6 250H5ZM49 252H51L50 250L46 253V254H48ZM52 252H54V251H52ZM51 252V253H52ZM92 252V250L90 251V253ZM99 252V251H98ZM101 252V251H100ZM110 252H113V251H111L110 250ZM124 252H126V251H124ZM156 252H158V250L156 251ZM170 252V251H169ZM184 252H182L183 253V255H185L184 254ZM201 252V251H200ZM205 252V251H204ZM205 253V254H208V256L210 255V253ZM216 252L215 253H212V254H216ZM229 252V251H228ZM227 252V253H228ZM250 252V251H249ZM252 252V251H251ZM255 252V251H254ZM253 252V253H254ZM261 252V251H260ZM38 253V252H37ZM39 253H40V251H39ZM59 253V252H58ZM89 253V252H88ZM103 253V252H102ZM121 253V252H120ZM146 253V252H145ZM162 253V252H161ZM173 253V252H172ZM179 253H180V251L178 252V255H179ZM182 253H180L181 255H182ZM195 253V252H194ZM220 253V252H219ZM218 253V254H219ZM5 254V253H4ZM43 254H45V252L43 253ZM45 254V255H46ZM61 255L63 254V252L62 253H60ZM68 254V253H67ZM94 253H91V255H93ZM95 254H96V252H95ZM97 254H99V253H97ZM112 254V253H111ZM111 254H108V255H111ZM129 254V253H128ZM135 254V253H134ZM138 254V253H137ZM153 254V253H152ZM155 254V253H154ZM169 254V253H168ZM177 254V253H176ZM187 254V253H186ZM190 254H192V252L190 253ZM211 254V255H212ZM252 254V253H251ZM255 254V253H254ZM32 255V254H31ZM40 256H42L41 254H39ZM38 255V256H39ZM56 255V254H55ZM74 255V254H73ZM76 255V254H75ZM90 254H89V256H91ZM106 251H105V256L104 257H106ZM107 255V256H108ZM193 256H195L194 254H192ZM192 255H189V256H191L192 257ZM201 255H204V253L202 252V254H199V258L201 257ZM210 255V256H211ZM222 255V254H221ZM226 255V254H225ZM253 255V254H252ZM262 255V254H261ZM5 256V255H4ZM10 256V255H9ZM44 256V255H43ZM48 256V255H47ZM50 256V255H49ZM52 256V255H51ZM50 256V258H52ZM63 256H64V254H63ZM119 256V255H118ZM134 256V255H133ZM187 256V255H186ZM189 256H187V257H189ZM197 256V255H196ZM195 256V257H196ZM206 257L205 258H207L208 256L207 255H205ZM209 256V257H210ZM231 256V255H230ZM251 256V255H250ZM254 256V255H253ZM6 258L8 257L7 255L5 256ZM4 257V258H5ZM35 257H36V255H35ZM46 257V256H45ZM45 257H44V259L43 258H41L42 260H43V262L45 261H47L46 259L48 258H46L45 259ZM54 257V256H53ZM70 257V256H69ZM69 257H67V258H69ZM94 257V256H93ZM100 257V256H99ZM154 257H156V255L154 256ZM187 257H185V260H184V262L186 261H190L191 262V260H195V259H191V258H187ZM222 257H224L223 255H222ZM263 257H264V255H263ZM2 257H0V264H2V259H1ZM37 258H39V257H37ZM55 258V257H54ZM57 258V257H56ZM61 259H62V257H60ZM67 258H65V261H66V259ZM92 258V257H91ZM96 258V257H95ZM95 258H93V259H95ZM98 258V257H97ZM102 258V257H101ZM135 258H136V256H135ZM152 258V257H151ZM173 257H171V258H169L170 260L172 259ZM180 258V257H179ZM189 259V260H187V259ZM197 258V257H196ZM203 258V257H202ZM201 258V259H202ZM204 258V259H205ZM217 258V257H216ZM245 258H247V256L245 257ZM251 258V257H250ZM53 259V258H52ZM60 259V260H61ZM70 259H71V257H70ZM70 259H68L67 261H71ZM73 259V258H72ZM100 259V258H99ZM103 259V258H102ZM107 259V258H106ZM109 260H111V261H113L114 259H115V257H114V259H113V256H112V259L110 258V256H109V258H108ZM108 259H107V261H108ZM130 259V258H129ZM140 259V258H139ZM146 259V258H145ZM191 259V260H190ZM204 259H202L203 260V262L206 260H204ZM208 259V258H207ZM210 259V258H209ZM236 259V258H235ZM249 259V258H248ZM247 259V260H248ZM255 258H253V260H254ZM257 259H258V257H257ZM262 259V258H261ZM260 259V260H261ZM14 260V259H13ZM21 260V259H20ZM34 260V259H33ZM38 260V259H37ZM48 260H50V259H48ZM59 260V259H58ZM60 260H59V262H60ZM82 260V259H81ZM137 260V259H136ZM175 260H176V258H175ZM175 260H173L174 262H175ZM179 260H181V258L179 259ZM196 260H198L197 262H201V260H199V259H196ZM234 260V259H233ZM256 260V259H255ZM10 261V260H9ZM29 261V260H28ZM27 261V262H28ZM51 261V260H50ZM49 261V262H50ZM53 261H55V259L53 260ZM74 261H76V263L77 264H79L78 263V261L75 259ZM101 261V260H100ZM105 262H106V260H104ZM140 261V260H139ZM148 261V260H147ZM177 261V260H176ZM228 261V260H227ZM231 261V260H230ZM235 261H237V260H235ZM249 261H250V259H249ZM248 261V262H249ZM252 261V260H251ZM11 262V261H10ZM30 262V261H29ZM33 262V261H32ZM38 262H39V260H38ZM48 262V263H49ZM55 262H58L57 260L55 261ZM62 262V261H61ZM71 262H73V261H71ZM70 262V263H71ZM81 262V261H80ZM114 263H115V261H113ZM118 262V261H117ZM151 262V261H150ZM167 262V261H166ZM185 262V263H186ZM194 262H196V261H194ZM207 262V261H206ZM205 262V263H206ZM219 262V261H218ZM3 263H4V261H3ZM25 263V262H24ZM36 263V262H35ZM40 263L41 264H44V263H42V261L40 260ZM47 263V264H48ZM65 263V262H64ZM75 263V264H76ZM82 263V262H81ZM108 263H110L109 261H108ZM162 263V262H161ZM160 263V264H161ZM164 263V262H163ZM168 263V262H167ZM208 263V262H207ZM206 263V264H207ZM213 263V262H212ZM212 263H210V264H212ZM239 263V262H238ZM255 263V262H254ZM257 263H259L258 261H256V264ZM6 264V263H5ZM29 264V263H28ZM36 264H38V263H36ZM51 264V263H50ZM53 264V263H52ZM61 264V263H60ZM63 264V263H62ZM66 264V263H65ZM100 264V263H99ZM104 264V263H103ZM110 264H112V263H110ZM148 264H150V263H148ZM152 264H153V262H152ZM155 264V263H154ZM169 264V263H168ZM178 264H181V262L179 261V263ZM189 264H191V263H189ZM194 264V263H193ZM201 264H202V262H201ZM209 264V263H208ZM229 264V263H228ZM231 264V263H230ZM240 264V263H239ZM245 264V263H244ZM250 264H251V262H250ZM260 264V263H259Z\"/></svg>",
    "mask_w": 264,
    "mask_h": 264
},
{
    "label": "rangeland",
    "instance_id": "374dc122",
    "mask_svg": "<svg viewBox=\"0 0 264 264\" xmlns=\"http://www.w3.org/2000/svg\"><path fill=\"white\" fill-rule=\"evenodd\" d=\"M125 1H128V0H125ZM129 1H133V0H129ZM135 1H133V3H134ZM132 3V2H131ZM132 3V4H133ZM238 10H246L245 8H241V9H238ZM66 11H70L71 13H73L74 11L76 12V10H74L73 8H72V11H71V8H68V10H66ZM69 12V13H70ZM187 12L189 13V12H191V14L189 13V15H192L195 11L193 10V13H192V10H187ZM40 13V12H39ZM194 14H196V12L194 13ZM198 14H200V13H198ZM217 18H220L219 16H216ZM72 19L75 21H72ZM115 22H117V21H115ZM75 23V24H74ZM80 24L78 21H76L75 20V18L74 17H72L71 19H69L68 20V22H66V24H65V29H64V33H65V35H66V38L67 39H65L67 42H66V44L67 45H69V47H68V50L67 49H64L65 51V53H67L68 52V54H70L69 55V57L67 56V58H70L69 59V61H66V64H65V71H66V69H68V67H69V69H71L70 68V66L73 68H75V70H74V68H73V70L75 71H73V70H70L71 72H70V74H69V72L67 73V76H66V80H65V83H63L64 82V80L63 81H60V82H58L57 83V79L55 78H53V76H54V74L55 75H57V73L58 72H53L51 75H53L52 77H51V79H49V81L51 80V82H50V85L52 86V87H54V86H59L60 85V87H59V90H62V92H63V89H64V86H66L67 84H70L71 85V87L73 86V85H75V87H72V88H74V89H77V91H75L74 89H72L71 87L69 88V85H67L68 86V88L67 89H69L68 91H67V89H66V87H65V89L66 90H64V92L63 93H65V91H66V93H68V94H66L65 93V95H64V97L66 98V96H67V98H68V100L70 99V97H71V95L72 94H74L73 96L75 97L76 95H77V99L76 98H74L73 100V103H72V100H70V101H68V105H69V103H71L72 104V106L74 107V106H77V108L75 107V108H73L72 106L70 107V105L68 106V105H66V107H69V108H66V110H67V113H69L68 111H72L73 109H78V111H80L79 112V115L81 114V112H82V116L80 115V117H83V114L85 115V114H87V113H85L86 112V109H85V107H86V104L88 103V102H90V103H92V102H94L95 103V105L97 106V107H99L100 108V111H102V112H100V111H97V115L100 117L99 119H101V116L102 117H104L105 119L106 118H108V115H109V111H110V113H113L112 114V117H109V119H111V120H108V119H106V123H103V122H105V121H103V120H105L104 118H102L101 120H100V122L101 123H99V128L101 129L103 126V124H105L104 125V129H106V128H108L109 129V127H110V129H113V126L111 125L112 123H114V121H121L122 123H124V124H122L121 125V122L119 121V124L117 123V122H115V126H114V129L115 128H117L119 125H121V128H123V130L120 128V127H118V128H120L121 130H119L118 128V131H117V129H116V131L114 132L113 130H111L110 131V129L108 130V129H106V130H104L103 128V131H105L104 133L108 136V134L110 135V133L111 132H113L112 133V136H115L114 138H113V140H111V138L108 136V138H107V136H106V139L108 140L109 138H110V140L109 141H111V144H115L114 142L116 141V143L119 145L120 144V146L122 145V144H124L126 141H127V139H129V140H132V137H134V138H136L137 137V135L135 134V135H132L134 132L136 133V132H141V129L142 128H144L145 127V129H143V132H144V136H146V132H147V136L149 137H147V138H145V137H142V138H140L141 137V134H143V133H139V136L136 138V139H138L137 140V144L135 145V141H136V139H135V141H134V138H133V142H132V144H134L136 147H138L139 146V143L141 142V140L143 139L144 141H142L141 142V145L140 146H142V147H140L141 148V150L143 149V147H145V149L143 150V151H146V149H148V150H151V149H154V151L156 152V150H157V152H156V154H155V152L153 151V152H151L150 151V153H147V152H143L142 154L140 153V152H138V153H140L141 154V156H140V154H136L135 156H134V158H139V159H142V161H146V159H148L147 161H146V164L145 165H147L148 163L147 162H149V166H150V164H151V167H149L148 165H147V168H145V169H143L144 170V172L140 169V171H141V173H143V174H141L140 173V171H139V174L140 175H138L137 173L135 174V172H132L133 174H131L128 170H125L126 169V167L127 166H125V169H124V171H126V174H128V176L131 174V175H136V177L137 178H140V179H143V180H145V176H147L148 174H152V173H156L157 171H159V170H161L162 168L163 169H166L167 171H169L170 169H172L173 168V165H174V163L176 162V165H174V166H176L175 168H173V169H175V171L176 172H174L173 170H171V172H169L168 174H170V175H174L173 173H176L177 174V172H181V175H179L180 173H178L177 175H179V177H178V179L180 178V176H182L183 174H186V171H187V175H185L183 178L181 177L180 179H182V180H184V181H186V179L187 180H189V178H190V182H189V184H191V186L193 187L194 185H196L195 186V188H193V190H192V192L193 193H190L191 194V197H188V199H190V200H186V199H184L183 198V200L182 199H179V198H177V197H175V195H173L171 192H169L168 193V191L166 190V189H163L164 190V193L166 194V191H167V194L165 195L164 193H163V191H162V189H159V191H157V192H159L158 194H159V196H155L156 198L157 197H159V200H161L160 202L162 203V204H164V202H166L165 204L167 205V204H171L172 203V205H170V208L173 210L172 212H171V209H170V211H168V208L169 207H167V210H166V206L165 205H163L161 208H160V210H161V212H160V210H158V209H156V208H154V207H149L150 205H147V204H143L142 202H138L137 200H135L136 202H138L137 204H139V205H137L136 204V202L135 201H133L132 202V200L134 199L132 196H131V198L130 197H126L127 199H124V197L122 196H118V197H120L119 199H117L116 201H113L114 200V198L116 199V198H118L115 194H114V191H115V193L116 192H118V193H116V194H121L122 193V191H124V190H122L121 192H119L121 189H123L122 188V185H121V183H119V184H115V183H112L111 181V183L109 182V179H108V177H106V175H104L105 177H103V175L101 174V173H96V171L94 172L93 170H91L90 171V169H87V173H86V168L85 167H83L82 165V167H83V169H84V173H86L87 174V176L88 175H91L90 177H91V180H93L94 178V180L96 181H94L95 183H91V181L89 180V179H86V178H90L89 176L87 177L86 176V174H85V176L84 177H86V178H84L83 176H81V178H80V180L81 179H83V181H85V182H80V180H78V182H76L75 180L76 179H78V178H76L77 177V175H74V179L73 178H71L70 176V178L68 177V175L67 174H65L66 173V166H64V165H62V163L61 162H58V160H52L54 163H55V161L57 162L56 164H53V165H50V163L48 162V161H45V160H43L41 157H40V155L38 154V153H32V152H30V151H24V152H22V149L23 148H27L28 146H26L25 144L27 143V142H31V144H33V145H36V146H40L39 144L41 143V142H43V140L44 139H42V137L39 135V134H36L37 136H34V134L32 135L31 134V131H32V129L31 128H29L28 129V127L27 126H24V125H22V124H20V123H17V121L14 123V126H11V125H6V124H4V127L6 126V128H8V130H9V132H10V134H13V136H14V138L15 139H17L19 136H20V134L21 135H24V137L26 138V143L24 142V143H21V141L20 142H18V140H17V144H15V146H17V147H14V149L15 150H17L18 151V153L19 154H22V156L20 157V158H18V160L17 161H14L15 162V165H17V163H19V162H21V161H23L24 162V164H23V166H22V164H21V167H23V168H21V167H19V168H17V167H14L15 165H14V163H13V161H12V163L13 164H11V160H10V158H9V156H11L10 154H8V155H5V157L7 158L6 160H4L3 162H2V164H4V165H7V166H11V165H13V166H11V167H8V172L12 175V177H15L16 178V180L17 181H19L20 180V183L22 184V186H23V188H25L26 190L28 189V186L27 185H25L26 184V179H27V184H28V182H29V180H31V184H30V182H29V188H33V187H35L36 189H34V190H36L37 191V189H39L40 187L39 186H41L42 184H44V185H42L41 187L42 188H40V190L42 189L43 190V192H45V191H51V189H53V188H55L56 189V191H57V195H54V196H56L57 198H59L58 199V202L59 203H61V204H59L60 206H61V214L62 215H64V216H62L61 218H60V220H66L65 222L68 224V222L70 221L71 222V226H73V224L75 225V224H77V225H75V226H73V228L71 227L70 228V225L68 224V226L66 227V226H63L64 227V230L62 229V225H60L59 226V224L57 223V228H56V230H57V235L59 234V231H61L62 230V233H63V231H65V228H66V231H67V228H68V231L71 229V230H73L74 229V227L76 228V230L74 229V232H75V234H73V231H69V233H68V231L65 233H63L62 235L61 234H59V236L60 237H58L57 238V240H59V241H57L56 240V237L54 238V236H52L53 238L52 239H48L47 240V242H45L44 241V239H38V238H35L34 236H33V234H35V233H32V234H29V233H31L30 231H26V230H23L24 232H21V230L24 228H22V227H20L21 225V223L23 222H27V221H24V220H28V218H31V217H33V216H38V215H40L41 216V213L40 212H36V213H28L27 212V210L26 209H24L26 206H27V209L29 208V207H31V206H33V204L35 203V204H40L41 206H42V208L44 207V209L47 207V206H49L48 204H45L44 203V201L48 198V197H51V196H53V195H49L48 196V194H45V195H41L40 196V198L39 197H29V196H27V195H29V194H22V193H20V197H16V196H14L13 198H11V199H8V200H6V201H3L2 202V200H0V216L1 215H3V216H6V218L4 217H0V218H2V220L3 221H5V220H7L8 221V223H7V221H5L7 224H9V226H11V227H8V228H4V227H2L1 228V226L2 225H0V250H2L1 251V256L0 257H2L1 259H2V264H36V263H38V264H41L40 263V260L42 261V263H44V264H47L50 260V262L48 263V264H75L76 263V261H74L75 259L78 261V263L79 264H110V263H112V264H148V263H150V264H152V262H153V264L155 263V264H160L161 262V264H178L179 263V261L181 262V264H189V263H191V264H201V262H202V264H206L207 262L210 264V263H212V264H250V262H251V264H256V261H258L260 264H264V257H263V255H264V192L262 191V190H260L259 189V187L260 186H263L264 185V169H261L260 167H261V164H258V163H263L264 162V140L262 141V138L264 139V125H263V123H264V105H262V104H264L263 102H264V100H263V98H264V96L262 97L261 95H264V94H261V93H263L264 92V90H263V88H262V86H260L261 85V83L260 82H262L263 84H264V77L262 76L261 78L263 79V80H261L260 82H259V80H260V78H259V80H258V78H257V76L256 75H254L252 72H254L252 69H250L249 67H247V66H245L244 65V63H243V67H244V72L242 73V69H240V67L239 66H241V64H239L238 63V61H235L236 63H234V61H233V63H234V65L235 64H237V66H238V68L236 67V65L234 66L233 64V66L235 67H233L232 65H231V63H232V61H229V60H226L225 61V64L226 63H228L229 62V64L232 66V68H234V69H236V70H234V69H232L231 71H232V74H233V76L234 77H232V74H231V71L229 70V72H228V69H229V67H230V65H228L227 64V66H228V68L227 67H225L224 65L222 66V71H220V70H216V71H214L213 69H211L210 70V68H209V74H211V73H213L214 72V74H212L211 76L208 74V69H206V70H202L203 72H205V75H203L202 76V78H204V79H206L205 80V82L208 80L209 82H211V84H209L208 82H206V83H204V84H207V86L209 87L210 85H212V83H213V85H214V80H216V82L217 83H219V84H221L223 81H224V83H222V85L223 86H220L219 84H218V86H219V88L217 87V83H215V85H216V87H215V85H214V88H213V86H210V89L206 86V85H204V84H202L201 85V83L204 81V79H200V74H201V72L202 71H200V73L197 71V69L196 68H198L197 67V65L195 66L196 68H192V71L190 72V75L191 76H193V77H191V78H194L195 77V74L197 75V74H199L198 76H196L195 78L197 79V77H199L198 79H197V81L198 82H195V80H193L195 83H193L192 81V83L193 84H196V86L194 85V87H196V88H198L199 86V88L201 89V93H199L200 92V89H197V90H195L196 88H194V89H190V91L192 90V91H194V93H196V94H192L191 92H189V96H187V95H184L186 92H188V90H189V87H188V83L190 84V86H193V84H191V82H189V78H188V81H187V79H186V81L188 82H186V81H184L185 83H183V80L181 79V77H179V75L177 76V75H168V74H164V76L165 77H170L171 78V76H173V78H171V81L170 80H168V79H170V78H165L164 76H161V78H157V77H150V79H152L153 80V78H154V81L155 82H153V85H159L160 83H161V85H162V87H163V85L164 84H166L167 83V85H164L165 87V89H157L158 90V92L156 91V90H154V89H151L152 91V93L151 92H148V93H146L147 95H140V102H142L143 104H144V106L142 105V107H141V105H138V106H135V108L134 107H130V108H128V110H127V107H126V110L128 111H124L123 109H125L124 108V106H122V108L121 107H119V106H116V107H119V108H121L122 110H120V109H118V111L120 110V112L122 111H124V113H122V115H124L125 116V119H126V121L124 120V122H123V119H124V117H120L118 114H120V112H118L117 111V109L116 108H114L112 105H110V106H112L113 108V110L114 109H116L115 111H111V108H110V106L108 105L109 103H107L109 100H110V104H112L113 102L115 103V98L117 97V98H119L120 100H124V98H125V100L124 101H126V99L128 98V99H130V98H132L133 96L131 95V94H133V93H127V95H130V96H128L127 98H126V94H124L123 96H121L120 97V95H122L123 93H126V92H121V94L120 93H117V94H114V92L113 93H111L112 91L110 90V94H111V96H110V94H109V91H108V88H106L105 89V87H100L99 85L97 86V81H96V79H94L95 78V72L94 71H92V70H94L92 67L93 66H91V64H89V61L88 60H91V59H95L94 58V56H99L100 58L102 57V56H100V51H97L96 52V54H95V47L96 46H94L95 44L94 43H92V41L90 40V38H91V32L89 31L90 29H88L87 27L85 28V30H82L83 29V27H79L78 26V24ZM200 24H205V23H200ZM6 25V26H5ZM1 24L0 25V31H1V33L0 34H3V33H6L7 34V32H9V30H10V32H9V34L11 35V36H13L14 38H15V36L17 37L16 39H19L20 38V33L18 32H16L18 29L17 28H19V27H15V26H12V27H10V25H7V24ZM43 25V24H42ZM76 25V26H75ZM208 25H214V22L213 21H210V22H208ZM8 26V27H7ZM2 28V29H1ZM10 28V29H9ZM67 28H69V29H67ZM71 28V29H70ZM240 28H242V27H240ZM240 28H238L239 30H242V29H240ZM5 29H7V30H5ZM81 29V30H80ZM14 32H13V31ZM30 30H32V29H30ZM66 30V31H65ZM70 31V33H69V31ZM80 30V32H78ZM2 31H4L3 33H2ZM6 31V32H5ZM33 31H35V29L33 30ZM33 31H30V32H32L33 33ZM82 31V32H81ZM73 33V34H72ZM79 33L81 34V35H83V38H84V40L85 41H83L84 43H82V41H79V40H76V36L77 35H79ZM90 33V34H89ZM19 34V35H18ZM68 34V35H67ZM15 35V36H14ZM70 35V36H69ZM19 36V37H18ZM68 36V37H67ZM35 38V37H34ZM80 38V37H79ZM20 40V39H19ZM18 40V41H19ZM22 40V39H21ZM65 40H64V42H65ZM75 40V41H74ZM23 42V41H22ZM25 42V41H24ZM41 43V42H40ZM70 43H71V45H70ZM73 43L75 44H79L78 46H76V44L74 45V47H71L72 45H73ZM86 44V45H85ZM64 45H65V43H64ZM67 45H65L66 46V48H67ZM80 45H82V47L80 46ZM88 45V48H89V50H88V48L86 47ZM92 45V46H91ZM90 46V47H89ZM71 47V48H70ZM87 48V51L89 52V56L90 57H93V58H91L90 59V57L86 54L87 53V51H86V55H87V58H85V56L86 55H84L83 54V52H82V48L83 49H86ZM93 48V50H92V48ZM76 48V49H75ZM79 48V49H78ZM69 49H72L71 51L69 50ZM81 49V50H80ZM0 50H1V48H0ZM76 50V52H74ZM67 51V52H66ZM81 51V52H80ZM92 54H91V53ZM72 53V54H71ZM75 53V54H74ZM262 54V53H261ZM73 55H75V59L73 60V58H74V56L72 57ZM79 55V60L77 59V57L76 56H78ZM82 56V57H81ZM83 56H84V58L86 59L85 61H84V58H83ZM264 56V55H263ZM88 57H89V59H88ZM177 57V56H176ZM175 57V58H176ZM82 58H83V61H82ZM88 59V60H87ZM177 59V58H176ZM25 62V61H23V60H19V62ZM78 61H81L82 62V64H81V62H78ZM88 61V62H87ZM92 61V60H91ZM90 61V62H91ZM19 62H18V64L17 63H15V64H17V65H19L20 66V64H19ZM85 62H87V63H85V65H84V63ZM169 62H173V60H170ZM241 62V61H240ZM68 63V64H67ZM14 64V65H15ZM21 64H23V63H21ZM25 64V63H24ZM89 64V65H88ZM239 64V65H238ZM17 65H15L16 67V69H17ZM66 65H68V66H66ZM75 65V66H74ZM77 65H80L79 67H81V68H79ZM19 66H18V68H19ZM24 66V65H23ZM26 66V65H25ZM24 66V69L25 68H27V67H25ZM77 66V67H76ZM88 66V67H87ZM67 67V68H66ZM82 67H83V69H82ZM87 67V68H86ZM92 69H91V68ZM246 67L248 68L247 70H246ZM199 68H202V69H205V68H203V67H199ZM224 68V69H223ZM227 68V69H226ZM21 69L23 70V68H22V65H21ZM88 69V70H87ZM194 69V70H193ZM196 69V70H195ZM231 69V68H230ZM249 69H250V71H251V73H252V75H249L250 74V71H249ZM22 70H20L21 71V73H23L22 72ZM77 70V71H76ZM80 72H79V71ZM191 70V69H190ZM224 70V71H223ZM227 70V71H226ZM241 72H240V71ZM16 71H18V70H16ZM197 71V72H196ZM220 71V72H219ZM236 71H239L238 72V74H237V72ZM19 72V71H18ZM30 73H31V71H29ZM85 72V73H84ZM196 72V73H195ZM202 72V73H203ZM211 72V73H210ZM217 72H219V73H217ZM224 73V75L225 76H223L222 74ZM234 72H236V75H238V77L237 76H235V73ZM29 73V74H30ZM226 73H228V74H231L230 76H231V80H233V79H235V78H245V75L244 74H248L250 77L251 76H255V78H253V77H249L248 75V77L246 76V78L245 79H248V81L246 80H243V79H241V81L240 80H238L239 82H235V83H237L235 86H234V89H235V87H236V89L237 90H240V91H237L236 89H235V92L233 93L232 92V94H233V96L235 95V97L237 98L238 96H239V94H240V96H241V94H242V97L240 98V100H239V97L237 98L239 101H237V99H235V97H233L232 95V97H230V95L228 94V93H230L231 94V92H227V91H229V89H227L226 88V85H228V84H230L231 82H230V80H228V79H230L229 78V76H226L227 74ZM74 74V75H73ZM82 74V75H81ZM216 74H219L218 76H219V78H218V81H217V79L215 78L214 79V76L216 75ZM223 76V78L224 77H227L226 79L224 78V79H222L221 77V75ZM24 75V74H23ZM50 75V74H49ZM160 75V74H159ZM206 75H209L211 78L210 79H208L209 78V76L207 77ZM240 75H243L242 77H240ZM72 76V77H71ZM88 76V77H87ZM89 76H90V78H89ZM92 76L94 77V78H92ZM206 76V77H205ZM217 75L215 76V77H218ZM69 77V78H68ZM78 77V78H77ZM84 77V78H83ZM163 77V78H162ZM180 78V80H179V78ZM76 78V79H75ZM81 78H82V81L83 80H86L87 78L88 79H90L89 81H92V82H89V81H87L86 80V83L87 82H89V83H87V84H85L84 82H81ZM158 80H157V79ZM167 79L165 82H162V80L161 79ZM177 78H178V80L179 81H177ZM190 78V79H191ZM223 80V81H221V79ZM233 78V79H232ZM257 78V79H256ZM69 79L71 80V81H69ZM73 79V80H72ZM74 79H75V81H74ZM174 81H173V80ZM175 79H176V81H175ZM200 79V80H199ZM212 79V80H211ZM214 79V80H213ZM254 80L253 82L252 81H249V80ZM185 80V79H184ZM192 80V79H191ZM211 80V81H210ZM220 80V81H219ZM243 80V81H242ZM256 80L258 81V82H256ZM53 81H55V84H54V82ZM164 81V80H163ZM169 81V82H168ZM202 81V82H201ZM213 81V82H212ZM227 81H228V84H227ZM244 81L246 82V83H244ZM69 82V83H68ZM157 82V83H156ZM159 82V83H158ZM179 84V87L178 86H176L177 84ZM182 82V83H181ZM200 82V83H199ZM248 82V83H247ZM252 82V85L250 84ZM60 83V84H59ZM72 83H73V85H72ZM156 83V84H155ZM169 83H170V85H169ZM173 83V84H172ZM198 83V84H197ZM239 83V84H238ZM256 83V84H255ZM257 83H258V88L256 87L257 86ZM53 84V85H52ZM57 84V85H56ZM62 84H65V85H62ZM76 84H78V87L76 88ZM79 84H82V86H84L83 88H81L82 86L80 85L79 86ZM84 84V85H83ZM89 84V85H88ZM91 84V85H90ZM174 84H176V85H174ZM185 85L186 84V86H183V85ZM244 84H246V85H244ZM255 84V85H254ZM63 86V88H62V86ZM180 85H182L183 87H188L187 89H185V88H183L182 87V89H183V91H181L182 89L180 88L181 86ZM240 85V86H239ZM243 85H244V87H245V89H243L244 87H243ZM249 85V86H248ZM89 86H92V87H89ZM98 87V89H99V87H100V89H101V91H102V88H103V90L105 91H103V92H101L100 90H98V89H96L97 87ZM169 86V87H168ZM171 86V87H170ZM174 86H175V88H174ZM202 86H206V89L208 88L209 90H207L208 91V93L210 94L211 92L214 94L215 92H214V89L217 91L214 95H212V94H210V95H212L211 97H209L210 99L209 100H211V102H208V100H204V98L203 97H201L204 101H203V103H202V99H200L199 97L200 96H206L207 98H208V96H209V94L208 93H206L207 91H206V89H205V92L203 91V89H204V87H202ZM240 88H242V89H239V87ZM247 86H248V89H252V90H255L256 89V91H251V90H249L248 91V89H246L247 88ZM251 86H252V88H251ZM253 86H255V87H253ZM259 86H260V89H261V91H260V89H259ZM79 87L81 88V92L79 91L80 89H79ZM86 87V88H85ZM96 87V88H95ZM213 89H212V88ZM221 87V88H220ZM226 88V90H221L222 88ZM238 87V88H237ZM263 87H264V85H263ZM61 88V89H60ZM84 88H85V90H87L86 92L84 91ZM95 88V89H94ZM169 90H168V89ZM173 88V89H172ZM179 88V89H178ZM217 88H218V90H217ZM254 88V89H253ZM72 89V91L71 92H73V93H71V92H69L70 90ZM90 89H92L91 90V92H89V90ZM166 89H167V91H166ZM170 89H172V91H170ZM176 89H178V91L176 90ZM257 89H258V91H259V93H258V91H257ZM53 90H55V89H53ZM159 90H160V93H159ZM162 90H164V91H162ZM173 90H175V91H177V92H174ZM184 90L186 91L184 94L182 93V92H184ZM210 90H212V91H210ZM223 92L224 91V93H222L221 91ZM82 91H84L83 93H85V95L82 93ZM108 91V92H107ZM170 91V92H169ZM181 91V92H180ZM204 92V94L203 95H201L203 92ZM210 91V92H209ZM226 91V92H225ZM234 91V90H233ZM79 94H81L82 96H83V98L86 100V98L87 99H89L88 100V102H86L85 103V100L82 98V96L81 95H79ZM87 92L88 93H91V94H87ZM102 93L101 95H103L102 97H104L103 99L102 98H98V99H100V103H98V102H95V100L94 99H97V97H101V95H98V94H94V93ZM108 94H107V93ZM168 93V94H165V93ZM174 92V93H173ZM180 92V93H179ZM241 92V93H240ZM258 94H261V95H258ZM261 92V93H260ZM17 93V92H16ZM19 93V92H18ZM71 93V95H69ZM159 94V95H157V94ZM174 94V96H173V94ZM199 93V94H198ZM222 95L223 97H227V95H228V97H227V99H221V97H220V95ZM239 93V94H238ZM104 94H106L105 96H104ZM114 94V95H113ZM151 94V95H150ZM152 94H153V96H152ZM162 94V97L160 96ZM164 94V95H163ZM171 94V95H170ZM177 94H178V97H177ZM180 94L182 95V96H180ZM187 94V93H186ZM217 94L219 95V96H217ZM78 95H79V97H78ZM91 95V96H90ZM139 95V94H138ZM150 95V96H149ZM193 95H195V96H193ZM200 95V96H199ZM244 95H246V97H248L249 98V100H248V98H244ZM253 95H256V97L258 98V96H259V98L258 99H254L253 98ZM72 96V97H73ZM80 96H81V100L83 101V103H80V102H82V101H80L79 100V98H80ZM87 96V97H86ZM94 96V97H93ZM132 96V97H131ZM156 96V97H155ZM157 96H158V98H157ZM164 96H166V98H164ZM173 96V98H171V97ZM191 96V97H190ZM198 96V97H197ZM213 96L214 97H216V98H218V99H215V102L216 101H222L221 102V104H220V102H216V104H218V106L219 105H221V107L219 106H217V105H215V106H217L218 107V109H219V111L218 112H216V111H211V109H212V106H213V104L212 103H214L215 104V102L214 101H212V100H214V98H213ZM250 96H251V98H250ZM88 97H90V98H88ZM107 97H109V98H106ZM110 97H111V99L113 100L112 102H111V99H110ZM112 97H114V98H112ZM124 97V98H123ZM136 97H137V95L136 96H134L133 98L134 99H136ZM145 97H147V98H144ZM152 97V98H151ZM170 97V99H172V100H169L168 98ZM188 97V98H187ZM194 97H196V98H194ZM205 97V99H207ZM219 97H220V100H219ZM230 97V98H229ZM255 97V96H254ZM260 97H262V98H260ZM67 98H66V100H67ZM92 98H94L92 101H91V99ZM117 98H116V100H117ZM123 98V99H122ZM144 100H143V99ZM162 99L163 101H161L160 99ZM191 98V99H190ZM193 98H194V100H193ZM213 98V99H212ZM229 98V99H228ZM231 98H233V99H231ZM98 99H97V101H98ZM103 101H107L106 103L105 102H102V103H104L105 104V108H104V110H103V108H101V106L102 107H104V104L102 105L101 104V101L102 100ZM118 99V100H119ZM139 99V97H137V100ZM165 99H167V100H165ZM241 99H243L242 101H241ZM244 99H246L245 101H244ZM4 100V99H3ZM117 100V101H118ZM133 100V99H132ZM143 100V101H142ZM146 100V101H145ZM148 100V101H147ZM156 100V101H155ZM158 100H160V101H158ZM234 101L235 102V104H234V102L232 103V105L234 104V105H236V103H237V105H241L242 103L243 104H246L247 103V105H241V108H240V106L238 107L237 105H236V107L235 108H231L232 106L229 104V101ZM254 100H256V102L257 101H259L260 103H256ZM261 100H262V102H261ZM78 101H80L79 103H80V106H78L79 105V103L77 104V102ZM154 101V102H153ZM159 103H158V102ZM168 101V102H167ZM172 103H171V102ZM175 101H176V103H175ZM186 101H188L187 103H186ZM195 101H198V102H196V103H194ZM199 101H201V102H199ZM227 101H228V103H227ZM246 102V103H244V102ZM249 102V104H248V102ZM144 102H146L147 104V106L145 105V103ZM149 102V103H148ZM151 102V103H150ZM162 102V103H161ZM165 102V103H164ZM186 103V104H184V103ZM193 102V103H192ZM207 102V103H206ZM226 102V104L228 105L229 104V108L232 110L231 112L229 111L230 109L229 108H227L226 106H225V103ZM239 102V103H238ZM242 102V103H241ZM254 102L256 103L255 105H254ZM74 103L76 104V105H74ZM94 103H92V104H94ZM152 103H153V105H152ZM170 104V105H168V104ZM179 103V104H178ZM193 105H192V104ZM199 103V104H198ZM209 103H211V104H209ZM241 103V104H240ZM252 105H251V104ZM83 104V106H85V107H83V106H81ZM98 104L99 105H101V106H98ZM162 104V105H161ZM175 104V105H174ZM182 104V105H181ZM197 104L198 105H200L201 104V106H199V108H196V107H198L197 106ZM222 104H223V106H222ZM115 105V104H114ZM150 105L151 106H153L154 107V109L156 110V107L157 108H159L160 109V107H161V111H165L164 113L163 112H161L160 113V111H159V109H157V111H155L154 109H151L152 107H150ZM155 105H156V107H155ZM160 105V107H158ZM164 105H165V110H164ZM180 105V106H179ZM184 105H185V107H184ZM186 105H188V106H186ZM210 107H209V106ZM256 105H257V108H256ZM259 105H262V107L260 106L259 108H258V106ZM109 106V108H107V109H110L109 111L108 110H106V113L107 114H105V116H103L104 114H103V112L105 111V109H106V107H108ZM139 106H140V108H139ZM181 106H182V108H181ZM192 108H191V107ZM194 106V107H193ZM205 108H204V107ZM215 106H213V108H214V110H218L217 109V107H215ZM231 106V107H230ZM243 106V107H242ZM81 107V108H80ZM82 107L84 108L83 110H82ZM136 107L137 108H139V110H141V111H139V110H137L136 109ZM144 107V108H143ZM150 107V108H149ZM179 107V108H178ZM225 107V109H223ZM249 107L251 110H253L254 111V113L251 111L250 113H251V115H253L252 117L253 118H248L247 117V115H246V109ZM71 108V109H70ZM73 108V109H72ZM81 110H80V109ZM144 109V110H146V111H143L142 109ZM149 108V109H148ZM162 108H163V110H162ZM170 108V109H169ZM172 108V109H171ZM194 108H195V110H194ZM200 108H203V109H200ZM207 108H211L210 110L209 109H207ZM222 108V109H221ZM228 110H227V109ZM239 109V113L237 114V112L236 111H238V109ZM245 108V109H244ZM248 108V110L250 111V109ZM133 109V110H132ZM180 111L181 110V112H180V114L178 113V111ZM186 109V110H185ZM207 111H206V110ZM221 109V110H220ZM234 109H235V111H234ZM243 109H244V112H243ZM85 110V111H84ZM129 110H131V111H129ZM147 110H150L149 112H152V113H150V114H152V115H150L149 114V112L147 113ZM153 110H154V112L155 113H158L157 115H155V113L153 112ZM189 110V111H188ZM199 110V111H198ZM201 110V111H200ZM222 110H227V113H226V111L224 112V111H222ZM135 111H138L137 113L139 114V117H138V114H136L135 113ZM174 111V112H173ZM183 111V112H182ZM198 111V112H197ZM209 111V112H208ZM222 111V112H221ZM228 111L230 112V113H232L233 111L236 113H233V115L232 114H230V113H228ZM99 112V113H98ZM117 112H118V114H117ZM135 113V114H133V113ZM140 112V113H139ZM177 112V113H176ZM199 113V116L197 117V113ZM203 112V113H202ZM205 112H207L206 114H205ZM242 112V113H241ZM102 113V114H101ZM126 113H128L127 115H126ZM130 113L132 114V116L134 117L135 115V117L133 118V117H130ZM141 113H144V114H141ZM145 113H147L148 115L147 116H145L146 114ZM163 113V115L161 116L160 114H162ZM168 113V114H167ZM173 113V114H172ZM194 113V114H193ZM196 113V114H195ZM200 113H202L201 115H200ZM214 114V115H216V114H218V115H216V116H214V117H216L217 119H219L218 120V125H217V119L216 118H214L213 116H211L212 114ZM229 114V115H227L226 117V119H224L225 118V115L224 114ZM241 113V114H240ZM175 114V115H174ZM205 114V115H204ZM209 114H210V116H209ZM224 115V117H223V115ZM247 114H249V112L247 113ZM116 115H118V117H120L121 119H119ZM121 115V114H120ZM128 115H129V117H128ZM140 115H142V116H144L146 119H147V121L149 120V122H150V124H149V126H148V124L146 123L147 121L145 120V118H143L142 116H140ZM152 116L153 117V115H154V119L152 118V117H150V116ZM165 115H167V116H165ZM170 115V116H169ZM185 115V116H184ZM204 115V116H203ZM232 115V119L230 118V116ZM234 115H237V116H239V117H237V116H234ZM244 116L243 117V120H241L242 119V117L241 116ZM250 115V114H249ZM248 115V116H249ZM250 115V116H251ZM261 115L263 116V117H261ZM92 116H94V115H92ZM107 116V117H106ZM110 116H111V114H110ZM115 118H114V117ZM159 116H161V117H159ZM172 116H173V118H172ZM187 116V117H186ZM189 116V117H188ZM201 116V117H200ZM206 116H207V118H206ZM218 116L220 117V118H218ZM229 116V117H228ZM255 116H257L256 118H257V120H261L260 122H255L256 121V118H255ZM88 117H90V116H88ZM117 117V118H116ZM127 117V118H126ZM143 119H142V118ZM147 117H149L150 119H148ZM195 117V118H194ZM200 117V118H199ZM205 117V119H202V118H204ZM209 117L211 118V119H209ZM223 117V119L224 120H226L225 122H224V120H222L221 118ZM235 117V118H234ZM246 117V118H245ZM261 117V118H260ZM123 118V119H122ZM131 118V119H130ZM132 118H133V121H132ZM136 118H138V122L136 121V123L138 124L139 122L141 123L142 121H144L143 123H144V125L146 124V126H148V127H146V126H143V124H141L142 126L141 127H139L140 125L138 124V128H140V129H138V128H136L137 127V125L135 124V126H133L134 124H130L129 125V123L130 122H135V120H136ZM141 118V119H140ZM156 118V119H155ZM159 118H161V119H159ZM170 118V119H169ZM172 118V119H171ZM198 118H199V120H198ZM241 118V119H240ZM140 119V120H139ZM174 119V120H173ZM189 119H192V120H190L189 121ZM195 119V120H194ZM197 119V120H196ZM209 119V120H208ZM221 119V120H220ZM228 119V120H227ZM234 119V120H233ZM236 119H238V121L236 120ZM241 120V122H240V120ZM249 119V120H248ZM112 120H113V122H112ZM151 120V121H150ZM155 120V121H154ZM166 120V121H165ZM183 122H182V121ZM204 121V123H202L203 121ZM213 120H215V121H213ZM229 120H231V121H229ZM233 120V121H232ZM250 120H253V122H250ZM81 121V120H80ZM110 121V122H112V123H108V122ZM146 121V122H145ZM158 121V122H157ZM173 121H174V123H173ZM187 121V122H186ZM199 121H201V123L204 125V127H203V125H201L200 123H199ZM207 121H211V123H215L214 124V127H215V130H214V127L212 126V124L210 123H208ZM221 121L225 124V125H234V126H236V127H232V125H231V127H230V125L227 127H225L224 125H223V123L221 124ZM228 121V122H227ZM235 121V123L236 124H234V123H232V122H234ZM245 121V122H244ZM247 121V122H246ZM68 122L70 123L71 122V120H67V123L65 124V126H66V128H67V130L69 129V132H73L72 134L70 133V135H71V137L72 138H74V136H76L75 137V139L77 140H82L86 145L85 146H87V145H91V146H88L89 147V149H92L93 148V150L92 151H95V152H99V154H100V156L101 157H103V155L105 154L106 155V157H105V155H104V157L101 159L100 157H97V156H95V155H89V153L87 152V151H85V149L84 148H81L80 146H78V145H76V144H74V143H72V142H70L69 141V144H72V146H74L75 145V147L76 148H78V149H82L83 150V152L85 153V154H87L89 157H91L92 159H94L96 162H98V161H100L99 163L102 165V163H103V166L105 165V166H107L108 167V165H106V161L108 160V159H110L111 157H112V155L114 154V152H112V146L110 147V145H108L107 147L109 148V149H111V150H109V149H106L107 147L106 146H104V148H105V150L103 149V147L101 146V144L100 145H98V144H96V142L94 143V141L93 140H90V138L89 137H91V134L93 133V127L91 126H84V127H82L83 128V130H82V128H78V127H80V125L79 124H77L76 122H74V121H72L73 122V124H76V125H71L72 124V122H71V124H68ZM78 122H79V120H78ZM127 122H129L128 123V125H126V123ZM148 122V123H149ZM152 122V123H151ZM156 122V123H155ZM171 122V123H170ZM198 124H197V123ZM205 122H207V123H205ZM230 122V123H229ZM237 122H238V124H240V125H238L237 124ZM248 122H249V126L251 127V130L249 129L250 127L248 126ZM255 122V123H254ZM154 123V124H153ZM175 123H176V125H175ZM181 123V124H180ZM227 123H229V124H227ZM244 123H246L245 125L248 127V129H246V131L244 132V134H243V132H239L240 130H242V128H247V127H245L243 124ZM254 123V124H253ZM257 123H259V125L257 124ZM102 124V125H101ZM109 124V125H108ZM152 124V125H151ZM159 124H161L160 126H159ZM162 124H164V125H162ZM173 124V125H172ZM184 124V125H183ZM222 125V127L226 130L227 128H228V130H230L229 132H227L228 130H226V134H230V136H232L233 135V133H234V135L233 136H236V137H231L232 139L234 138H236V139H239V140H234L233 142H232V139L230 138L229 139V136H228V138H227V136L226 135H224V134H222V133H224L225 132V130H223L222 129V127H221V125ZM241 124H242V126H244V127H242L241 126ZM250 124H252V125H250ZM260 124H261V126H260ZM107 125H108V127H107ZM111 125V126H110ZM156 125V126H155ZM166 125V126H165ZM177 125H179V126H177ZM192 125V126H191ZM194 125H196V127H193ZM205 125H208L207 127L205 126ZM254 125V126H253ZM74 126H76L77 127V129H79V130H77L76 128H74ZM106 126V127H105ZM117 126V127H116ZM123 126H125V130H124V127ZM126 126H128V128H129V131H134L133 133L131 132V134H129V133H127V130L128 129H126L127 127ZM134 128H133V127ZM150 126H151V128H150ZM153 126V127H152ZM169 126H171V127H169ZM173 126H174V128H173ZM175 126H176V129H175ZM185 126H186V128H185ZM201 126V127H200ZM212 128L211 130H210V127ZM220 126V127H219ZM10 127V128H9ZM26 127V128H25ZM69 127V128H68ZM71 127H73L72 129H70ZM112 127V128H111ZM182 127V128H181ZM191 127H193V128H191ZM240 127H242V128H240ZM86 128V129H85ZM88 128V129H87ZM90 128H92V129H90ZM135 128L136 129H138V130H136L135 131ZM155 128V131H158V132H155L153 129ZM159 128V129H158ZM166 128H168V129H166ZM171 128H172V130H171ZM190 128H191V130H190ZM202 128V129H201ZM204 128H209V130L208 129H204ZM220 129V130H218V129ZM234 128V129H233ZM237 128H239L238 129V131H236V133H235V130H237ZM252 128L254 129V130H252ZM260 128V129H259ZM263 128V129H262ZM11 129V130H10ZM92 130V131H90V130ZM101 129V130H102ZM130 129H132V130H130ZM134 129V130H133ZM146 129H148L147 131H146ZM152 129V130H151ZM158 129V130H157ZM161 129V130H160ZM163 129V130H162ZM178 129V130H177ZM193 129L196 131H193ZM199 129V130H198ZM231 129H233V131H231ZM263 131H262V130ZM75 130H77L76 132H75ZM81 130V131H80ZM107 130H108V132L109 133H106L107 132ZM151 132H150V131ZM174 130V131H173ZM175 130H177V131H175ZM179 130H180V132H179ZM181 130H182V132H181ZM221 130H223V131H221ZM242 130V131H243ZM250 132H249V131ZM258 130V131H257ZM24 131H27V132H25L24 133ZM82 131H84V132H82ZM87 131H89V132H87ZM122 131V132H124L125 133V135L127 136L128 134L129 135H131L130 137H131V139L129 138V136H128V138L125 136V135H123V133L121 134L120 132ZM148 131L151 133V134H154V136L153 135H151V136H153V137H151L150 135H148V134H150V133H148ZM166 131V132H165ZM199 131V132H198ZM208 131V132H207ZM212 131H215L214 132V134H216L218 131V135H220V136H218L217 134V136H215L214 134H213V132ZM217 131V132H216ZM252 131H254V132H252ZM263 133H262V132ZM13 132V133H12ZM76 134H75V133ZM80 132H82L84 135H82V133L81 134H79ZM171 132H172V134H173V136H172V134H171ZM178 132L180 133V134H178ZM206 132V134H202V133H205ZM212 132V133H211ZM221 132V133H220ZM231 132V133H230ZM238 132L241 134L242 133V136L241 135H239L238 134ZM252 132V133H251ZM259 132V133H258ZM24 133V134H23ZM90 135L89 137H87V135L88 134ZM103 133V135L105 136V134ZM115 133H119V134H121L120 135V139H121V137H123V136H125V138H126V141L125 142H122L123 140H125L124 138H122V140H120L119 142H118V140H119V136H117V135H115ZM127 133V134H126ZM158 133V134H157ZM169 133V134H168ZM174 133H176V134H174ZM184 133L186 134V135H184ZM188 133V134H187ZM191 133V134H190ZM192 133H194V134H192ZM198 133H200V135L198 134ZM212 135V139H211V136L209 135ZM246 133L248 134V137H247V135H246ZM253 134V133H256V134H253V135H251V134ZM262 133V134H261ZM75 134V135H74ZM114 134V135H113ZM118 134V135H119ZM159 135V134H163L162 136L161 135H159V136H157V135ZM166 134H168L169 135V137H173V139H175L174 141H177L178 139H179V141L178 142H174L173 140H172V137L169 139L168 138V135H166ZM196 134H198L197 136H199V137H196V140H197V142L194 140L195 139V136H196ZM202 134V135H201ZM208 134V135H207ZM16 135H18V136H16ZM28 135V136H27ZM79 135V136H78ZM123 135V136H122ZM174 135H175V137H174ZM189 136V138H188V136ZM193 135V136H192ZM195 135V136H194ZM206 136V138H207V136L210 138V139H206V138H204V136ZM214 135V136H213ZM225 136L224 138H226V139H224V138H222L221 139V137H223V136ZM244 135H246V136H244ZM250 135V136H249ZM255 135V136H254ZM116 136H117V138H116ZM143 136V135H142ZM160 136L162 137V138H160ZM201 136V137H200ZM203 136V137H202ZM240 138H239V137ZM259 136V137H258ZM17 137V138H16ZM24 137H23V139H24ZM81 137V138H80ZM84 137H85V139H84ZM153 139L154 137H156V138H154V139H157L154 143H153V140L151 139V138ZM167 137V138H166ZM194 139H193V138ZM216 137H218V138H216ZM251 137V138H250ZM257 137H258V139H259V141H258V139H257ZM40 139V140H37V139ZM160 138V139H159ZM164 138V139H163ZM181 138V139H180ZM188 138V139H187ZM198 138V139H197ZM244 138V140H242ZM248 138V139H247ZM11 139V138H10ZM9 139V140H10ZM35 139V140H34ZM65 139V138H64ZM74 139V140H75ZM139 139H141L140 141H139ZM146 139V140H145ZM163 139V142L162 141H160V140H162ZM203 139V140H202ZM219 139V140H218ZM223 139H224V141H223ZM247 139V140H246ZM254 140V141H258V142H254L255 144H253L250 140ZM261 139V140H260ZM28 140V141H27ZM30 140V141H29ZM66 140V139H65ZM80 140V141H81ZM128 140V142L127 143H125L126 144V149L127 150H129V152L127 151V152H125V148L123 147V149H124V151H122V153H129V155L131 154V152L132 151H134L135 150V146L134 145H131V141H129ZM147 140H148V142H147ZM149 140H151L150 142H149ZM168 140H169V143H168ZM170 140H172V141H170ZM188 140V141H187ZM192 141V142H190V141ZM201 140H202V142H201ZM209 141L210 140V142H209V145L208 144H206V141ZM220 141V142H218V141ZM228 140H229V142H228ZM246 140V141H245ZM40 143H39V142ZM45 141V140H44ZM109 141H107V142H109ZM113 141V142H112ZM145 141H146V143H147V145H146V143H145ZM158 141H160V143H162V145L158 142ZM180 141H181V143H180ZM196 143H195V142ZM203 141H205V142H203ZM208 141H207V143H208ZM212 141V142H211ZM217 141V143H214V142H216ZM236 141H240V142H236ZM242 141V142H241ZM248 142L247 144H248V146H247V144L245 143L244 145L245 146H243V145H241V144H243L244 142ZM34 142V143H33ZM35 142H37V143H39V144H37V143H35ZM143 142L145 143V145L146 146H148V147H146L144 144H143ZM157 142H158V144H157ZM166 142L168 143L167 145H166ZM190 142V143H189ZM200 142H201V144H200ZM224 143V145H225V142H226V145L228 144H231L230 146H229V149L227 148L228 147V145L226 146V148H225V146L223 147L222 145H223V143ZM232 142V143H231ZM251 142V143H250ZM259 142H262L263 144H262V146L263 147H261V148H259V146L261 145H258L259 144ZM122 143V144H121ZM149 143H151L150 145H149ZM152 143L153 144H157L156 146L158 147V146H165L166 145V147L167 148H165L164 149V147H163V151H162V147L160 146L159 147V149L157 148L156 149V147L155 146H153L152 147ZM174 143V144H173ZM186 143V144H185ZM195 143V144H194ZM199 143V144H198ZM221 143V144H220ZM233 143H235L234 144V146L235 145H237L236 147H233ZM238 143V144H237ZM249 143L251 144V145H249ZM74 144V145H73ZM93 144V145H92ZM129 144V145H128ZM143 144V145H142ZM160 144V145H159ZM164 144V145H163ZM176 144L177 145H179L178 146V148H180L179 150L177 149V147H176ZM191 144V145H190ZM195 146H194V145ZM257 144V146L258 147H256L255 145ZM19 145V146H18ZM97 145V146H96ZM172 147V146H174L175 145V147H172L173 148V150H176V152H179L180 151V153H176L175 151H173L171 148H170V146ZM184 145V146H183ZM189 145V146H188ZM193 145V146H192ZM207 145V146H206ZM214 145H216V146H214ZM219 145V146H218ZM239 145H241L240 147H239ZM99 146V148L97 149V147ZM128 146H130V147H128ZM151 146V147H150ZM199 146H201V147H199ZM202 146H204V147H202ZM214 147V148H211V147ZM242 146H243V148H242ZM92 147V148H91ZM100 147H102L101 149H100ZM131 147H132V151L130 152V150H131ZM169 147V148H168ZM193 147V148H192ZM206 147H207V149H206ZM210 147V148H209ZM230 147H232L233 148V151L235 152V150L238 148V150H236V152H235V155H234V152L232 151V148H230ZM246 147H247V149H246ZM251 147V148H250ZM41 148V147H40ZM39 148V149H40ZM182 148H184V150L182 149ZM186 148H187V150H186ZM198 148V149H197ZM205 148V149H204ZM222 148H224V149H226L225 151L222 149ZM235 148V149H234ZM246 149V152L248 153V154H250V155H247V153H245L244 152V150L243 149ZM249 148L250 149H252L251 151L249 150ZM98 151H97V150ZM102 149H103V151H102ZM122 149V150H123ZM139 149V148H138ZM168 149V150H167ZM169 149L171 150V151H169ZM182 149V150H181ZM188 149H190L191 151H190V153H189V150ZM200 149H202V150H200ZM212 149H215L214 151H216L214 154H213V150ZM219 149H220V151H219ZM229 151H231V152H229V153H231L232 154V156H230L231 154H229L228 155V150ZM255 149H256V151L258 150V152H256L255 151ZM81 150V151H82ZM99 150H101V152H102V154H101V152L99 151ZM109 150V151H108ZM147 150V151H148ZM166 150V151H165ZM178 150V151H177ZM197 150V151H196ZM203 150H206V152L205 151H203ZM211 150H212V152H211ZM240 150V151H239ZM248 150V151H247ZM106 151H108V155H111V157L110 156H108L105 152ZM158 151H162V154H165V155H167V153L166 152H170V153H168V155H169V158H168V156H165V155H162L160 152L158 153ZM173 151V152H172ZM184 151V152H183ZM187 151V152H186ZM194 151V152H193ZM203 151V152H202ZM224 151V153H225V155L228 157V158H223V157H226L225 155H223V152ZM241 151H243V152H241ZM110 152H112L111 154H109ZM135 152L136 151H134V152H132V154L130 155V156H132V155H134L135 154ZM142 152V151H141ZM165 152V153H164ZM186 152V153H185ZM194 154H193V153ZM218 152H220L222 155L220 156V153H219V155H218ZM250 152V153H249ZM134 153V154H133ZM137 153V152H136ZM151 153H153V154H151ZM173 153H176V154H174V156L175 157H178V159H176L175 157H173L172 155H173ZM189 153V154H188ZM199 153V154H198ZM206 154V156L204 157V155ZM217 153V154H216ZM98 154V155H99ZM144 154V156H142ZM145 154H149L148 156L147 155H145ZM157 154H159L160 156H162V158H164V156L166 157V158H168V159H166L168 162L167 163H169V161L171 160V162H170V164H172V166L169 164V166L171 167H169V169H168V165H166L167 163L165 162V161H163L164 159H162V161L164 162H160V156L158 155L157 156ZM177 154H180V155H178L177 156ZM188 154V155H187ZM192 154V155H191ZM201 154H203V155H201ZM209 154V155H208ZM211 154H213L212 156H210ZM238 154V155H237ZM244 154H246V155H244ZM253 154H254V156L256 157H254L253 156ZM259 154V155H258ZM261 154L263 155L262 157L263 158H261V160H259L260 159V157H261ZM126 156H128V157H130L129 155H127V154H125ZM186 155V156H185ZM189 155H190V159H192L191 161H192V163H190L191 161H190V159H189ZM201 155V156H200ZM218 155V156H217ZM239 157H237V156ZM240 155V156H239ZM138 156V157H137ZM151 156V157H150ZM155 156H157V159H158V162L157 163H163L165 166L164 167H162L161 168V166H163V164H157V163H155L157 160L155 159ZM182 156H183V159H182ZM184 156H185V158H186V161H185V158H184ZM192 156H194L195 158L197 157V158H199L198 160H202V159H200V157L201 158H205L204 159V161L202 160L201 162H205L206 160H209V162H210V165H209V162L208 161H206L205 163H199L200 161H197L194 157H192ZM230 156V157H229ZM233 156L236 158V160L237 161H233V160H235V158H233ZM245 156V157H244ZM246 156H248V158L246 157ZM97 157V158H96ZM110 157V158H109ZM133 157V156H132ZM142 157V158H141ZM143 157H146V158H144L143 159ZM151 158V160H150V158ZM152 157H153V159H152ZM180 157V158H179ZM206 157H207V159H206ZM214 157V159L212 160V158ZM216 157L218 158L217 159V161H216ZM220 157H222L223 159L222 160H224L223 161V164L225 165H223L222 166V160H221V158ZM232 157V158H231ZM241 157V158H240ZM244 157V158H243ZM9 158V159H8ZM106 158H108V159H106ZM113 158V157H112ZM171 158V159H170ZM229 158H231V159H229ZM239 160H238V159ZM246 158V159H245ZM100 159V160H99ZM104 159H105V161H104ZM172 159H173V161H172ZM174 159H176V160H174ZM182 159V160H181ZM187 159H189L188 161H189V164H188V161H187ZM195 159V160H194ZM241 159H243V162H244V164L241 162L242 160ZM248 161L249 163V166L248 165H246L247 164V162L245 161ZM254 159H256V161L254 160ZM9 160V161H8ZM154 160H156L155 162H154V164H153V162H151L150 163V161H154ZM188 164L187 166H186V163L184 164L183 162L184 161ZM221 160V161H220ZM225 160H226V162H225ZM232 162H231V161ZM250 160H252V161H250ZM258 160V161H257ZM182 161V162H181ZM196 161H197V163H196ZM215 162L216 161V163H218V164H216V163H212V162ZM228 161V162H227ZM230 161V162H229ZM238 161H240L243 165L241 166V163L239 164L238 163ZM260 161H262V162H260ZM9 162H10V164L11 165H9ZM121 162H122V160H121ZM120 162V163H121ZM178 162H181V163H179V164H177ZM195 162V163H194ZM225 162V163H224ZM238 163V165H239V167L237 166L236 167V165H237V163ZM256 162H258V163H256ZM166 163V164H165ZM193 163H194V165L195 166H193ZM198 163H199V165H198ZM208 164V166H206L207 164ZM220 163V164H219ZM234 163V164H233ZM57 164H59L58 166H57ZM61 164V165H60ZM74 164V163H73ZM72 164V165H73ZM77 164V163H76ZM76 164L74 165V168H75V166H76ZM122 164H124V162L122 163ZM182 164L185 166V168H184V166L182 167ZM191 164V165H190ZM206 164V165H205ZM214 164V165H213ZM230 164H231V166H230ZM258 164V165H257ZM56 165V166H55ZM152 165H155L156 167H154V166H152ZM158 165H160V166H158ZM178 165H180V167H182V168H184V169H180V167L178 166ZM202 165V166H201ZM204 165V166H203ZM226 165L228 166V168L229 169H227V167H226ZM233 165L235 166V167H233ZM246 166V168H247V170L249 171V172H247V170L245 169V166ZM263 165H264V163L262 164V168H263ZM24 166H25V169H24ZM64 166V167H63ZM79 168H78V170L81 172V173H83L82 172V167L79 165V163H78V165H77ZM77 166H76V168H77ZM157 166L160 168H157ZM179 168H178V167ZM201 167V168H199V167ZM212 166V167H211ZM230 166V167H229ZM257 166H259L258 168L259 169H261L262 171H261V173H260V170L258 169H256V167ZM54 167V168H53ZM57 167H58V169H57ZM61 167H63V168H61ZM148 167H149V169H148ZM191 167H192V169H191ZM203 167H205V168H207V167H209V169L207 168V169H205L204 170V168ZM214 167V168H213ZM218 167V168H217ZM221 167H223V168H221ZM244 167V169H242ZM64 168H65V170H64ZM109 168V170L111 169V171L112 172H114L115 171V173L117 174V170H115L114 168H110V167H108ZM153 168L155 169V168H157V169H159V170H157V171H154V172H152L151 171V169L153 170ZM186 168H188L186 171H185V169ZM196 168V169H195ZM198 168H199V171L197 172L196 170H198ZM216 168V169H215ZM233 168H234V170H233ZM58 170V172H57V170ZM59 169H61V170H59ZM62 169L65 171H62ZM127 169H129L130 171H131V169H132V167L131 168H128L127 167ZM134 169V168H133ZM147 169V170H146ZM178 171H177V170ZM193 170L194 171V173H191L192 171L191 170ZM212 169V170H211ZM221 171H220V170ZM238 169H240V170H238ZM254 171V169H255V171L253 172V174H252V171ZM88 170L90 171V173L92 172V174H90L89 172H88ZM166 170H164V171H166ZM180 170V171H179ZM184 170V171H183ZM190 170V171H189ZM200 170H202V171H200ZM204 170V171H203ZM215 170V171H214ZM227 170V171H226ZM230 170H232V171H230ZM237 170V171H236ZM61 171V172H60ZM127 171L129 172V173H127ZM134 171V170H133ZM150 171V172H149ZM173 171V172H172ZM218 171V172H217ZM224 171V172H223ZM228 171H230V172H228ZM244 171V172H243ZM257 171H259V172H257ZM59 172H60V174H59ZM63 172V173H62ZM136 172H138V171H136ZM152 172V173H151ZM206 172V173H205ZM207 172H209V173H207ZM226 172V175H224V178H220V176H221V174H224ZM227 172H228V175L230 174V177H228V175H227ZM236 172H237V175H238V177H237V175H236ZM240 172V173H239ZM241 172H243L242 174H241ZM246 172H247V175H246ZM256 172V173H255ZM80 173V174H81ZM84 173H83V175H84ZM191 174V175H189V174ZM198 173H199V175H198ZM220 173V174H219ZM233 173L235 174V175H233ZM240 175H244L243 177L242 176H240ZM257 173H259V174H257ZM65 174V175H64ZM93 174L96 176L97 174H99V176L97 177V179H96V177L95 176H93ZM118 174H121L120 172H118ZM175 174V175H176ZM192 174H194V175H192ZM205 174V175H204ZM207 174V175H206ZM255 174V175H254ZM261 174H262V176H261ZM18 175V176H17ZM63 177H62V176ZM143 175V176H142ZM176 175V176H177ZM198 175V176H197ZM201 175H203L202 177H201ZM232 175L233 176H235V177H237V178H235V177H232ZM251 175H253L254 177H252ZM17 176V177H16ZM43 176H44V178H43ZM65 176V177H64ZM100 176H102V180H101V177ZM120 176H124L123 178H125V180L127 179L128 181H132V180H130V178L129 177H127V176H125V175H123V174H121ZM142 178H141V177ZM188 176V177H187ZM192 176H194V177H192ZM208 176V177H207ZM210 176V177H209ZM223 176V175H222ZM221 176V177H222ZM251 176V177H250ZM256 176V177H255ZM258 176H259V178H258ZM30 177V178H29ZM67 177V178H66ZM192 177V178H191ZM200 177H201V180H200ZM225 177H227V178H225ZM239 177H241V179L239 178ZM246 177V178H245ZM261 177H263V178H261ZM26 178V179H25ZM42 178L44 179V181L42 180ZM63 180H62V179ZM103 178H105V181L103 180ZM129 178V179H128ZM186 178V179H185ZM198 178H199V180H198ZM205 178H207V180L205 179ZM218 178V179H217ZM231 178V179H230ZM233 178V179H232ZM237 179V180H235V179ZM240 180H239V179ZM248 178H250V180L248 179ZM252 178V179H251ZM253 178H255L254 180H253ZM24 179V180H23ZM47 179V180H46ZM73 179V180H72ZM85 179V180H84ZM99 179H100V181L101 182H99ZM202 179H203V181H202ZM205 179V180H204ZM244 179H246V180H244ZM257 179V180H256ZM69 181L68 183H66L67 181ZM87 180V181H86ZM176 181H178L177 179H175ZM192 180H193V182H192ZM208 180H210L209 182H208ZM243 181V182H240L241 183V185H243L242 186V188H245V186L246 185H248L249 183H250V181H254V182H257L258 180H259V184H256V183H253V181L248 185V186H246V188H245V190H247L248 188H250L252 185H253V187L252 188H258L257 189V191H256V189L255 190H252L253 191V193H252V191L249 193L250 195H251V197L249 196V194L247 195V196H245L244 195V192L243 191H236L235 192V194H232L233 192H228L227 193V200L224 198V196L222 197V195L223 194H225V192L223 191V190H225L226 188L224 187L226 184H228V185H230L231 183L232 184H234V185H239V187H241V185H240V183H237L236 181ZM32 181H33V183H32ZM40 181H42L41 183H39ZM70 181H72V182H70ZM88 181H90V182H88ZM92 181V182H93ZM104 181V183H102ZM146 181V180H145ZM195 181V182H194ZM221 181H223L222 183H220ZM232 181V182H231ZM238 181V182H239ZM246 181V182H245ZM22 182H24L25 184L23 185V183ZM45 182V183H44ZM86 182H88V184H86ZM107 182H109V183H107ZM212 182H214V184H212ZM226 182V183H225ZM228 182V183H227ZM231 182V183H230ZM234 182V183H233ZM38 183H39V185H38ZM60 183H62L61 185L62 186H60L59 184ZM71 183V184H70ZM75 183H78L77 185L75 184ZM80 183H82V185H80ZM83 183H85V185H88V186H85V187H87V191L85 190L86 188L83 186ZM92 185H91V184ZM96 183H98V184H96ZM107 183V184H106ZM134 182H131V183H129V184H133ZM194 185H193V184ZM236 183V184H235ZM243 183V184H242ZM253 183V184H252ZM260 183H262L263 185H261ZM99 184H101L102 186L105 184V185H108L107 187L109 188V186L111 187V185L112 184H114L113 186L115 187H113V188H110V190H111V192H110V190H109V192L110 193H112L113 192V194H110L109 192H108V188L106 187L105 188V192L104 193H109L110 195H113V197H112V199H111V196L109 197V194H108V198H107V195L106 194H104L103 193V190H102V188L104 189V187H100V185ZM127 184V183H126ZM129 184H127V185H129ZM204 184V185H203ZM224 184V185H223ZM244 184H245V186H244ZM52 187H51V186ZM90 185V186H89ZM95 186V187H92V186ZM96 185H99L98 187L96 186ZM104 185V186H105ZM117 185H118V187L120 188H117L119 191H116V187H117ZM120 185H121V187H120ZM134 185H136L135 183H134ZM216 185H217V187H216ZM219 185V186H218ZM228 185H226V186H228ZM258 187H257V186ZM21 186V185H20ZM57 186V187H56ZM58 186H59V188H58ZM81 186H83V187H81ZM124 186H125V184H124ZM223 186V187H222ZM89 187L91 188V189H89ZM101 188V191L100 190H97V188L98 189H100ZM126 187V186H125ZM216 189H215V188ZM45 190H44V189ZM46 188H47V190H46ZM96 189L95 190V192L94 193H92L90 190H94V189ZM197 188V189H196ZM200 188V189H199ZM251 188V189H252ZM24 189V190H25ZM61 189V194H59V190ZM89 189V190H88ZM112 189H113V191H112ZM180 190H181V187L179 188ZM251 189H249V190H247V191H250ZM23 190V189H22ZM23 190V191H24ZM65 190H67L68 192H67V194H69L70 192H72V194L70 193L69 195H67L66 194V192H65ZM166 190V191H165ZM196 190V192L194 193V191ZM204 190V191H203ZM260 190V191H259ZM39 191V190H38ZM63 191V192H62ZM70 191V192H69ZM90 191V192H89ZM99 191V192H98ZM107 191V192H106ZM74 192V193H73ZM102 192V193H101ZM125 192V191H124ZM123 192V193H124ZM161 192V193H160ZM199 192H200V194H199ZM220 192H222V193H220ZM96 193V194H95ZM99 193V194H98ZM122 193V194H123ZM203 193V194H202ZM231 193V194H230ZM252 193V194H251ZM101 194H103V195H105L106 196V198L107 199H105L104 197L105 196H103L102 195V197H101ZM194 194V195H193ZM207 194V195H206ZM261 194V195H260ZM35 195H37V194H35ZM114 195L116 196V197H114ZM155 195V194H154ZM165 195V196H164ZM171 195L174 197V199L173 200H175V201H172V199H171ZM198 195H200V196H198ZM221 195V196H220ZM230 195V196H229ZM234 195V196H233ZM60 196V197H59ZM79 196H82L83 198L84 197H86V199H88L87 201H85V205H86V203H87V207L89 208H87L83 203L82 204H80L81 206L83 205V207H81L80 205H77L79 202L81 203V202H83V198L82 197H80L79 198ZM124 196H125V194H124ZM167 196H169V198L167 197ZM194 196H197V197H194ZM202 196V197H201ZM231 196H233L232 198H231ZM243 196V197H242ZM248 196H249V198H248ZM21 197H25V198H23V200H22V198ZM161 197H162V199L164 200L163 202H162V199H161ZM165 197H167V198H165ZM172 197V198H173ZM28 198V199H27ZM45 198V199H44ZM122 198V200H124L126 203H127V201H128V203H130V201H131V203L132 204H135L136 205V207H134V205H133V207L131 206V203L129 204V206H126L127 204L124 202V201H122L121 200V202H120V204L122 205H120L119 204V201L118 200H120ZM175 198H177V200L175 199ZM196 198V199H195ZM241 200H240V199ZM247 200H246V199ZM26 199V200H25ZM41 199V200H40ZM105 199V200H104ZM43 200V201H42ZM61 200V201H60ZM109 200L111 201H113V202H116L117 204H118V206L116 205V203H114L113 204V202L111 203V202H109ZM127 200V201H126ZM168 200V201H167ZM169 200H170V203H167V202H169ZM199 200V201H198ZM243 200V201H242ZM252 200H254V201H252ZM259 200V201H258ZM24 201H25V203H24ZM27 201V202H26ZM76 201H78V202H76ZM118 201V202H117ZM177 201V202H176ZM209 201V202H208ZM220 201V202H219ZM245 201V202H244ZM257 201H258V203H257ZM261 201V202H260ZM40 202V203H39ZM108 202V203H107ZM122 202H124V206H123V203ZM135 202V203H134ZM208 202V203H207ZM214 202V203H213ZM9 203V204H8ZM75 205H74V204ZM89 203V204H88ZM174 203L176 204V205H174ZM178 203V204H177ZM261 203V205H258L259 207L260 206H263L262 207V209H263V214H262V209H260L259 208V210H258V207H257V204H260ZM7 204V205H6ZM19 204V205H18ZM30 204H31V206H30ZM34 204V205H35ZM70 204V205H69ZM141 204L143 205V206H141ZM217 204V205H216ZM5 205V206H4ZM9 205V206H8ZM13 205H16V206H13ZM24 205V206H23ZM26 205V206H25ZM45 205H46V207H45ZM90 205H91V207H90ZM92 205H93V207H92ZM120 205V206H119ZM145 205V206H144ZM148 206V209H149V213H150V215L151 216H153L155 213L157 214V215H154L153 217H152V219H151V216L150 217H148L149 216V213H148V209H147V206ZM169 205H167V206H169ZM174 205V206H173ZM179 205V206H178ZM184 205V206H183ZM226 205V206H225ZM249 205V206H248ZM255 205H256V207H255ZM8 206V207H7ZM29 206V207H28ZM65 206H66V208H65ZM73 206V207H72ZM77 206H79V207H77ZM137 206H141L142 208L141 209H143L144 208V211H146V209H147V212H144L143 210H141L140 209V207H138L140 210H138V208H137ZM177 206H178V208H177ZM202 206V207H201ZM10 207V208H9ZM12 207V208H11ZM78 208V210H76L77 208ZM129 207V208H128ZM132 207V210H134L135 212L137 211V213H135L134 211H132L130 208ZM163 207H164V209H163ZM173 207V208H172ZM181 207H183L182 209H181ZM205 207L207 208V209H205ZM237 207V208H236ZM4 208L6 209V210H4ZM73 208V209H72ZM82 208H83V211H81L82 210ZM91 210V211H89V213H88V211L86 210ZM136 210H135V209ZM146 208V209H145ZM154 210H153V209ZM201 208H202V210H201ZM226 208V209H225ZM229 208H230V210H229ZM254 208H256V209H254ZM10 209H12L13 211H15V213H17V215L18 214H21V215H19V220H18V218H16L15 219V222L17 221V223H14V221L12 220H10V218H9V216L11 215V213L13 212L12 210L10 211ZM130 209V210H129ZM150 209H152L153 211H152V213L153 212H155L154 214H152L150 211ZM163 209V210H162ZM181 209V210H180ZM184 209H185V211H184ZM188 209V210H187ZM219 209V210H218ZM239 209H241V210H239ZM254 209V210H253ZM18 210H19V212H18ZM26 210V211H25ZM64 210V211H63ZM87 211V213L88 214H86V211ZM156 210H157V212H156ZM200 210L201 211H208V213H209V215H205L204 213L202 214L201 212H200ZM227 210V211H226ZM237 210V211H236ZM257 212H256V211ZM261 210V211H260ZM23 211V212H22ZM24 211H25V213H24ZM79 211V212H78ZM85 211V212H84ZM131 211H132V213H131ZM141 211H143V212H141ZM165 211L167 212V213H165ZM177 211V214H175V212ZM220 211V212H219ZM224 211V212H223ZM249 211V212H248ZM255 211V212H254ZM261 212L260 214H258L259 212ZM6 212V213H5ZM9 212V213H8ZM69 212V213H68ZM78 212V213H77ZM82 212V213H81ZM134 212V213H133ZM160 212V213H159ZM190 212V213H189ZM200 212V213H199ZM225 212L228 214V216L229 217H236V216H238V215H240V216H242L243 217V215L244 216H246L247 215V217H245L247 220H246V222H247V224H248V226H246L245 225V227L246 228H248V230H246V228L245 227H243V225L241 224V223H239V225L241 226H239L238 225V223H237V225L233 228V226L231 225V224H229L230 223V221L231 220H233V218H231V219H228V217H226V214H225ZM253 212V214L255 213V215H256V213H257V216H258V218L260 219L261 217V219H263V220H261L260 219V221H258L259 219L257 218V220H256V217L253 215V214H251ZM75 213V214H74ZM79 214V213H81V214H79V215H77V214ZM107 213V214H106ZM109 213V214H108ZM138 213H140V215L142 216V217H140L139 219H138V216H140ZM142 213V214H141ZM145 213V214H144ZM160 215H159V214ZM165 213V217H166V221L165 220H163L162 222H160L161 221V219H162V214H164ZM231 215H230V214ZM6 214H8V215H6ZM24 214V215H23ZM27 214V217H24L25 215ZM34 214V215H33ZM38 214V215H37ZM85 214V215H84ZM93 214V215H92ZM131 214H132V216H131ZM133 214L135 215L136 214V217H134L133 216ZM138 214V215H137ZM171 214H172V216H171ZM181 214L185 217V218H190L191 220L190 221H194V222H192L191 224L189 223V222H187V223H189L188 225L186 224V219L184 218V217H181ZM220 214V215H219ZM234 214V215H233ZM242 214V215H241ZM251 214V218L250 219H248L249 218V216L248 215H250ZM262 214V215H261ZM33 215V216H32ZM81 215V217H79ZM98 215H100V216H98ZM119 215V218L118 219H120V220H118L117 218H115V217H117ZM146 215V217H144ZM159 215V216H158ZM162 215V216H161ZM171 216L172 218H177L176 220H178V221H176V222H178V223H180V224H175V220H174V222L172 223V221H173V219H171L172 221L171 222H169V220L170 219H168L167 217L168 216ZM174 215V216H173ZM176 215L177 216H179L180 218V220L178 219V217H176ZM236 215V216H235ZM253 215V216H252ZM21 216V217H20ZM30 216V217H29ZM40 216H38V217H36L35 219L36 220H43V219H45V217L44 218H42V216H41V218H40ZM84 216V217H83ZM87 216H91V219L89 218V217H87ZM97 216L100 218L99 220H101L102 218V220L101 221H104V222H101L100 221V223H104L103 224V226L105 225V226H107L108 227V224L110 223V225H109V227H108V229L110 228V227H112V228H110L111 230L109 231V230H105V229H107V227H103V228H100L101 227V225H100V223L99 224H96L95 225V222L93 221V220H95V219H97L98 220V218H97ZM103 216V217H102ZM104 216H105V218H107V220L108 221H106V219H104ZM106 216H109V217H106ZM111 216H113V217H111ZM115 216V217H114ZM158 216V217H157ZM260 216V217H259ZM60 217V216H59ZM58 217V218H59ZM94 217H95V219H94ZM130 217V218H129ZM156 217V219H160V221H159V219H158V221L159 222H157L156 220H154L155 222H157V223H161L162 225H163V223L165 222V223H167V221H168V223L170 224V223H172L171 225L174 227L175 225V227L174 228H172V226H170V225H168V223H167V225L166 224H164V226H162V227H160L161 226V224L160 225H158L157 223H154V221H150V219L151 220H153V218H155ZM165 217H163V219L165 218ZM210 217V218H209ZM218 217H221L222 218V221H223V224H224V226L221 224V221H220V219L221 218H218ZM229 220L228 222L229 223H227L226 224V221H227V219ZM255 218V220H256V224L254 223V218ZM7 218H9V219H7ZM21 218H22V220H21ZM24 218H26V219H24ZM37 218H39V219H37ZM80 218H82V220L81 221H85V219L86 218H88V219H86V221L83 223V222H80ZM92 218H93V220H92ZM141 218H143L142 219V221H141ZM145 218V219H144ZM147 218H149L148 219V221H147ZM174 218V219H175ZM181 218H182V222H181ZM217 218H218V220H217ZM253 218V219H252ZM79 219V220H78ZM112 219V220H111ZM114 219H116V221L115 222H113V220ZM125 219V220H124ZM199 219V221H197ZM22 222H21V221ZM69 220V221H68ZM73 222H75V223H73ZM92 220V221H91ZM96 220V221H97ZM112 221V222H109V221ZM184 220V221H183ZM188 221H189V219H187ZM216 220L218 221V222H216ZM225 220V221H224ZM250 220V221H249ZM254 220V221H253ZM88 221V222H87ZM125 221H127V224H126V222ZM130 221V222H129ZM137 223H136V222ZM197 221V222H196ZM201 221V222H200ZM207 221V222H206ZM258 221V222H257ZM10 222H13V223H10ZM19 222H21L20 224H19ZM90 222H92L91 224H90ZM94 222V223H93ZM108 224H107V223ZM121 223V226H117V224H115V223ZM132 222V223H131ZM150 222V223H149ZM183 222L185 223V225H183ZM199 222H200V224H199ZM225 222V223H224ZM245 222V221H244ZM261 222V223H260ZM85 224V223H88L89 225H88V228H85V227H87V225H83V224ZM96 223H98V221L96 222ZM126 224V225H124V227H126V228H124V227H122V225L123 224ZM141 223V224H140ZM150 224V225H147V224ZM203 223L205 224V226L203 225ZM259 223V225H260V227H259V225H257ZM263 223V224H262ZM13 224H16L17 226L19 225V227L17 228V226L15 227V226H13ZM107 224V225H106ZM113 224H115V225H113ZM131 224V225H130ZM136 224V225H135ZM138 224H140V225H142V228H140L139 230L137 229V225ZM181 224H182V226H184L185 228H186V230H185V228L184 227H182L181 226ZM194 224V225H193ZM217 224H219V225H217ZM246 224V223H245ZM254 224V225H253ZM83 225V226H82ZM92 225V226H91ZM95 225V227H93ZM99 225V226H98ZM130 225V228H128L127 226H129ZM132 225H133V228L134 229H132ZM144 225H147V226H145L144 227ZM156 225V226H155ZM165 225H166V227H165ZM188 226V228H189V231H188V228H187V226ZM189 225L191 226V227H189ZM208 227H211V228H208ZM211 225V226H210ZM214 225V226H213ZM229 225H231L230 227H229ZM13 226V227H12ZM85 226V227H84ZM90 226V227H89ZM99 228V230L100 229H102V230H100V232H98L99 230H98V228ZM153 226V227H152ZM171 227L170 229L168 228V227ZM178 226H180V230L182 231V233H180L179 232V227ZM202 226H204V227H207L208 228V230H207V228H203ZM220 226V227H219ZM238 226V227H237ZM263 226V227H262ZM15 227V228H14ZM58 227L61 229H59V231H58ZM114 227H115V229H114ZM119 227V229L120 228H122L121 230H118L117 228ZM160 227V228H159ZM178 227V228H177ZM181 227H182V229H181ZM202 227V228H201ZM215 227V228H214ZM229 227V228H228ZM243 227V228H242ZM259 227V228H258ZM6 229V231H4V229ZM22 228V229H21ZM86 230H88V231H86ZM90 228V229H89ZM136 228V229H135ZM156 228V229H155ZM159 228V229H158ZM163 228V229H162ZM169 229L168 230V232L167 231H165V229ZM177 230H176V229ZM194 228V230H192ZM221 230H220V229ZM239 228V229H238ZM240 228H242V229H244V233H242V229H241V231H239L240 230ZM258 228V229H257ZM18 229V230H17ZM116 229L118 230V232L116 231ZM125 229V230H124ZM129 229V230H128ZM160 229H162V230H160ZM166 229V230H167ZM173 229L175 230V232H177V233H173L174 231H173ZM199 229L201 230V229H205V231H203L202 230V232L200 231V233H198L199 232ZM229 229H231L232 231H234V233L233 232H231V231H229ZM250 229V230H249ZM90 230V231H89ZM115 230V233L113 232L112 233V231H114ZM156 230V231H155ZM170 230H172V232L170 231ZM191 230H192V232H191ZM196 230H198V231H196ZM210 230V231H209ZM245 230L247 231V233L245 232ZM256 230H257V232H256ZM4 231V232H3ZM26 231V232H25ZM32 232H33V230H31ZM102 231V232H101ZM109 231V232H108ZM120 231V232H119ZM135 231V232H134ZM164 232L163 234L162 233H160V232ZM187 231V232H186ZM208 233H207V232ZM213 231V232H212ZM260 231V232H259ZM9 233V235H8V233ZM16 232V233H15ZM21 232V233H20ZM27 232H29L28 234H27ZM54 232V231H53ZM72 232V233H71ZM90 232V233H89ZM91 232H93V233H91ZM100 233V234H97V233ZM104 232V233H103ZM210 232V233H209ZM219 232H221L220 234H219ZM223 232V233H222ZM230 232V233H229ZM248 232L250 233L249 235H245V234H248ZM3 233V234H2ZM22 234V235H20V234ZM61 233V232H60ZM68 233V234H67ZM71 233V234H70ZM76 233H77V236H76ZM105 233H107L108 235H106ZM139 233H141V236H140V234ZM148 233V234H147ZM154 233V234H153ZM155 233L156 234H161V235H155ZM165 233H168V234H165ZM179 233V234H178ZM187 233V234H186ZM192 233H193V235L195 234V236H193L192 235ZM197 233V234H196ZM203 234V237H206V235L207 234H210L208 237H206V238H204V239H200L199 237L200 236H202V234ZM204 233H207V234H204ZM211 233H213L214 234V237H213V235H211ZM231 234V233H233V237L234 238H231L230 236L232 235H230L229 236V234ZM257 233V234H256ZM2 234V235H1ZM24 234H27L26 236L24 235ZM89 234V239H87L88 238V235ZM96 234V235H95ZM104 236H103V235ZM112 234V235H111ZM137 234V235H136ZM165 234V235H164ZM170 234H174L175 236L176 235H179V237H175L176 238V240L172 237V235H170ZM182 234V235H181ZM184 234H186V235H184ZM201 234V235H200ZM226 234L227 235V237H226V235H225V238L223 237L224 235ZM238 234H240V235H238ZM23 235H24V237L26 238V237H31V239H32V237H34L33 239H35V241L32 239H29V242H31L32 241V244L31 243H29V244H27V246H26V243H25V241H26V239L23 237ZM32 235V236H31ZM75 235V236H74ZM93 235V236H92ZM120 235V236H119ZM126 235H127V237H126ZM155 237H154V236ZM162 235H164L163 237H162ZM166 235H168V236H166ZM183 235H184V237H183ZM188 235V236H187ZM197 235V236H196ZM205 235V236H204ZM217 235V236H216ZM262 235H263V237H262ZM3 236V237H2ZM7 236V237H6ZM20 236V237H19ZM62 236V237H61ZM64 236V237H63ZM99 237V238H97V237ZM109 238H108V237ZM156 236H158V237H156ZM169 236H171L172 238H173V240H171L172 238L171 237H169ZM211 236V237H210ZM221 238V240L223 239V241H221V243H220V238ZM246 236V237H245ZM13 239H12V238ZM22 237V238H21ZM69 237V238H68ZM87 237V238H86ZM91 237V238H90ZM93 237V238H92ZM105 237V238H104ZM118 237V238H117ZM138 237V238H137ZM153 237H154V239H153ZM163 238V240L164 241H167V243L166 242H163L162 243V238ZM167 237H168V239H167ZM183 237V238H182ZM192 237V238H191ZM193 237L196 239H194L196 242V244H194V240H193ZM249 237V238H248ZM8 238V239H7ZM24 238V239H23ZM87 239L86 241H87V244H84V243H86V242H84L83 241V239ZM95 238H97V239H95ZM101 238H104L103 240H105L106 238H107V241L105 240V242L101 239ZM111 238V239H110ZM132 238V239H131ZM156 238H160V239H158V241H160L161 242V244H160V242H158V241H156L157 239ZM165 238H166V240H165ZM171 238V239H170ZM181 239V241L182 240H184V242H185V239L187 240L185 243V245H188L189 244V246H183L184 245V242H180L179 241V239ZM199 239V241L200 240H202L203 241V243L202 242H198V239ZM202 238V237H201ZM209 238H211L212 239V241H213V238H214V242H212ZM3 239V241L5 240V242H3V241H1ZM37 239V240H36ZM99 239H101L102 241H103V243H102V241H99ZM110 239V240H109ZM138 239V240H137ZM148 239V240H147ZM188 239L190 240H193V241H191L190 240V242L188 241ZM208 239V240H207ZM216 239H219V240H216ZM235 239V240H234ZM11 240V241H10ZM25 240V241H24ZM95 240H96V242H98V243H96L95 242ZM98 240V241H97ZM116 240V241H115ZM118 240V241H117ZM140 240V241H139ZM169 240H170V242L172 243L173 241V243L171 244L170 242H169ZM225 240H227V241H225ZM245 240V241H244ZM257 240H258V242H257ZM9 241V242H8ZM23 241V242H22ZM39 241V242H38ZM43 243H42V242ZM51 241V242H50ZM54 241H56V242H54ZM92 241V242H91ZM94 241V242H93ZM109 241V242H108ZM128 241V242H127ZM143 241V243H141ZM154 241H155V243H154ZM178 241V242H177ZM206 241V242H205ZM211 243H210V242ZM217 241V242H216ZM46 244H45V243ZM106 242H108V246L106 245V244H104V243H106ZM111 242H113V244L111 245ZM140 242V243H139ZM144 242H145V244H144ZM174 247L173 249H170L171 248V246H170V244ZM176 242H177V244H176ZM193 242V243H192ZM198 242V243H197ZM207 242H209V244L210 245H212V243L215 245V249H213V247L212 248H210L212 251H211V253H210V249L208 250L207 249V251H206V248H205V243H206V247H210V245L207 243ZM216 242V243H215ZM223 242V243H222ZM226 242H228V243H226ZM252 242V243H251ZM263 242V243H262ZM4 244V245H2V244ZM7 243V244H6ZM41 243V244H40ZM52 243V244H51ZM69 243H71V244H69ZM96 243V244H95ZM101 244V246L100 247H98V245H100ZM151 243V244H150ZM157 243V244H156ZM158 243H159V245H158ZM167 245H166V244ZM179 243V244H178ZM183 244V245H181V244ZM217 243H219L220 244V246H219V244H217ZM231 243V244H230ZM251 243V244H250ZM34 244V245H33ZM38 244V245H37ZM65 244V245H64ZM67 244H69V245H71V248L72 249H70V248H66L68 245ZM73 244V245H72ZM92 244V245H91ZM94 244L96 245V251H94L93 252V250H94ZM98 244V245H97ZM104 244V245H103ZM144 246H143V245ZM148 244H149V246H148ZM158 246V247H156V245ZM175 244V245H174ZM200 244V245H199ZM202 244H204V247H202L203 245ZM208 244V245H207ZM223 244H225V248H227V249H225L224 248V245ZM13 245H14V247H13ZM39 245H42V247L41 246H39ZM63 245V246H62ZM87 245V247L88 246H91L92 248H91V250H92V252L91 253H94L93 255H91V253H90V247H88V252L86 253V251H87V249H84L83 247H85ZM124 245V246H123ZM136 245V246H135ZM146 245V246H145ZM151 245H155V246H151ZM177 245H181V247H179V246H177ZM192 246V248H193V246L195 247H197V249H196V247H195V249H194V252L192 251L193 249L191 248V246ZM213 245V246H214ZM221 245H223L222 246V248H221ZM250 245L253 247V249L254 250H252V249H250V248H252V247H250ZM254 245V246H253ZM3 246H4V248H3ZM8 246V247H7ZM31 246V247H30ZM34 248H33V247ZM44 246V247H43ZM47 246V247H46ZM65 246V247H64ZM74 246V247H73ZM78 246H79V248H78ZM103 246V248H104V246H105V248H104V250H103V248H101ZM107 246V247H106ZM112 246V247H111ZM118 248H117V247ZM122 246V247H121ZM132 246V247H131ZM153 247L152 249H151V247ZM167 246H168V248H167ZM176 246H177V249H175L176 248ZM199 246V247H198ZM22 247H23V251H22ZM26 247H28L29 249H28V251H27V248ZM53 247V248H52ZM60 247V248H59ZM64 247V250H62V248ZM76 247V248H75ZM86 247V248H87ZM108 247H110L111 249H108ZM116 247V248H115ZM147 247V248H146ZM163 247V248H162ZM164 247H166V248H164ZM179 247V248H178ZM183 247V248H182ZM190 247V248H189ZM202 249H201V248ZM236 247V248H235ZM239 247V248H238ZM243 247V248H242ZM21 248V249H20ZM45 248V249H44ZM55 248V249H54ZM56 248H59L60 250L58 251ZM135 248V249H134ZM157 248V249H156ZM159 248H162V249H164L163 251L161 250V252L159 251L160 249ZM182 248V249H181ZM189 248V249H188ZM199 248H200V250H199ZM216 248H219L218 250H219V252H216V254H212V253H215V252H213L214 250H216ZM36 249H39L38 251L36 250ZM52 252V251H54V252H49L48 254H46L49 250ZM54 249V250H53ZM77 250V251H74V250ZM133 249V250H132ZM149 249H151V252L149 253ZM167 249H168V251H167ZM192 249V250H191ZM203 249H204V251H203ZM222 249V251H220ZM4 250V251H3ZM5 250L7 251V252H5ZM32 250H34V251H32ZM46 250V251H45ZM57 250V251H56ZM73 250V251H72ZM86 250V251H85ZM110 250L111 251H113V252H110ZM147 250H149V251H147ZM153 250V251H152ZM158 250V252H156ZM183 250V251H182ZM187 251V250H191L190 252L188 251V252H184V251ZM197 250H199L198 251V253L196 252ZM217 250V251H218ZM32 251V252H31ZM38 253H37V252ZM39 251H40V253H39ZM99 251V252H98ZM101 251V252H100ZM105 251H106V254L108 255V254H111V255H106V257H104L105 256ZM124 251H126V252H124ZM170 251V252H169ZM180 251V253H182V252H184V254L185 255H183V253H182V255L179 253V255H178V252ZM201 251V252H200ZM209 251V252H208ZM229 251V252H228ZM250 251V252H249ZM252 251V252H251ZM255 251V252H254ZM261 251V252H260ZM45 252V254H43ZM59 252V253H58ZM63 252V254H64V256H63V254L61 255L60 253H62ZM95 252H96V254H95ZM103 252V253H102ZM121 252V253H120ZM146 252V253H145ZM173 252V253H172ZM192 252V254H196L195 256L197 257H195V256H193L192 254H190ZM202 252L204 253V255H201V257L199 258L198 256H199V254H202ZM210 253V257L208 256V254H205V253ZM228 252V253H227ZM255 254H254V253ZM5 253V254H4ZM68 253V254H67ZM97 253H99V254H97ZM129 253V254H128ZM135 253V254H134ZM138 253V254H137ZM153 253V254H152ZM155 253V254H154ZM169 253V254H168ZM177 253V254H176ZM187 253V254H186ZM219 253V254H218ZM254 255H252V254ZM32 254V255H31ZM39 254H41L42 256H40ZM56 254V255H55ZM74 254V255H73ZM76 254V255H75ZM89 254L91 255V256H89ZM224 256V257H222V255ZM226 254V255H225ZM262 254V255H261ZM7 255L8 257L6 258L5 256ZM10 255V256H9ZM35 255H36V257H35ZM39 255V256H38ZM44 255V256H43ZM48 255V256H47ZM53 258H50V256ZM119 255V256H118ZM134 255V256H133ZM156 255V257H154ZM189 256V255H192V257L191 256H189V257H187V256ZM205 255H207L208 257V259L207 258H205L206 256ZM231 255V256H230ZM251 255V256H250ZM46 256V257H45ZM55 258H54V257ZM71 257V259H70V257ZM94 256V257H93ZM100 256V257H99ZM109 256H110V258L112 259V256H113V259H114V257H115V259L113 260V261H115V263L113 262V261H111V260H109L108 258H109ZM135 256H136V258H135ZM247 256V258H245ZM5 257V258H4ZM37 257H39V258H37ZM43 258L44 259V257H45V259L47 260L46 262L44 261L43 262V260L41 259V258ZM57 257V258H56ZM60 257H62V259L60 258ZM67 257H69V258H67ZM92 257V258H91ZM96 257V258H95ZM98 257V258H97ZM103 259H102V258ZM152 257V258H151ZM171 257H173L171 260L169 259V258H171ZM181 258V260H179L180 258ZM185 257H187V258H191V259H195V260H191V262L189 261H185L184 262V260H185ZM203 257V258H202ZM217 257V258H216ZM251 257V258H250ZM257 257H258V259H257ZM65 258H67L66 259V261H65ZM73 258V259H72ZM93 258H95V259H93ZM100 258V259H99ZM108 259V261L110 262V263H108V261H107V259ZM130 258V259H129ZM140 258V259H139ZM146 258V259H145ZM175 258H176V260H175ZM186 258V259H187ZM204 259L205 261L203 262V260L202 259ZM210 258V259H209ZM236 258V259H235ZM250 259V261H249V259ZM253 258H255L254 260H253ZM262 258V259H261ZM14 259V260H13ZM21 259V260H20ZM34 259V260H33ZM39 260V262H38V260ZM48 259H50V260H48ZM55 259V261L57 260L58 262H55V261H53ZM60 260V262H59V260ZM68 259H70L71 261H73V262H71V261H67ZM82 259V260H81ZM137 259V260H136ZM196 259H199V260H201V262L199 261V262H197L198 260H196ZM234 259V260H233ZM248 259V260H247ZM261 259V260H260ZM11 262H10V261ZM30 262H29V261ZM101 260V261H100ZM104 260H106V262L104 261ZM140 260V261H139ZM148 260V261H147ZM173 260H175V262L173 261ZM187 260H189V259H187ZM228 260V261H227ZM231 260V261H230ZM235 260H237V261H235ZM252 260V261H251ZM3 261H4V263H3ZM28 261V262H27ZM33 261V262H32ZM62 261V262H61ZM82 263H81V262ZM118 261V262H117ZM151 261V262H150ZM168 263H167V262ZM194 261H196V262H194ZM207 261V262H206ZM219 261V262H218ZM249 261V262H248ZM25 262V263H24ZM36 262V263H35ZM65 262V263H64ZM71 262V263H70ZM164 262V263H163ZM206 262V263H205ZM239 262V263H238ZM255 262V263H254ZM207 263V264H208ZM259 263H257V264H259ZM77 264V263H76Z\"/></svg>",
    "mask_w": 264,
    "mask_h": 264
}]
</instances>
